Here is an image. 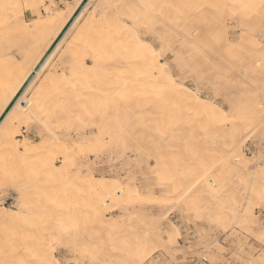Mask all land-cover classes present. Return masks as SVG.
<instances>
[{
    "label": "rangeland",
    "instance_id": "obj_1",
    "mask_svg": "<svg viewBox=\"0 0 264 264\" xmlns=\"http://www.w3.org/2000/svg\"><path fill=\"white\" fill-rule=\"evenodd\" d=\"M5 1H7V0H0V2L2 4V5L0 4V10H1L0 11V20L2 22V23L0 22V30L3 33L2 36L0 35V47H1V49H5V48H2V46L4 47V46L7 45L6 46V50H4L3 52H5V51H7V49H9V48H7L8 46H10V48H11L9 50L13 51V50H16V49L18 50L19 44H20L21 45L20 49H21V47H22V49L25 47L24 48V53H26L27 51L25 52V50H27L26 47L28 48V43H30V41L33 38L36 37L35 34L37 32L35 30H33L34 29L33 27H31L33 24L31 22H29L28 24H30V26H28V28H30V27L31 28L28 29V31L32 30L31 34H32V32L34 33V35L32 34L33 37L31 36V38L29 39V35H25L27 37L26 38L24 35L21 36L20 34H17V33H21V30L23 28L22 25H21V21L23 20L22 19L23 11L30 9L29 4H27V3H30V5H32V3H35V2L31 1L32 2L31 3L30 0H29V2H27L28 0L27 1L25 0V2L27 4V6H26L23 0H11L10 2H12V3L14 1L18 3V4L15 3V6H16V4H17V6L13 7L14 5L12 3H11L12 5H10L8 3L7 5H10V6H7L5 4L6 3ZM34 1H38V2H36V3H38V5L35 4V6H34V8H35L36 5H37V8H35V9L33 8V11H31L33 16H35V19H36L37 15H40V16L44 17V16L47 15L46 13H48V12H60V13L63 12V13H65L63 10H60L62 8V6L66 10V13H68V11H70V9H71V7L67 3H65V0H58L59 4H57L54 0H34ZM40 1H41V3H40ZM104 1H106V0H104ZM111 1L113 2V1H116V0H108V1H106V3L107 2L110 3ZM123 1L124 0L116 1V3L119 6L121 5L120 6L121 8L119 6L117 8V4L115 2H113V5L109 4L110 6L111 5L114 6V3H115V5H116L115 7L117 9L113 10L115 7L111 6V9H110V7L106 6V5H108V3L106 4L104 2L106 4L105 5V4H103V0H102V2L100 0L99 3H98L100 5H98L97 11L99 10L98 12H101V9H104V10H102V12L104 14L109 12L111 15L109 13L107 15H110L111 16L110 18L114 17L117 14V12L119 14H120V12L121 13L124 12L125 13L124 16L123 17L120 16L121 17L120 18L121 19L120 23H123V25L120 24L119 27L121 26V28H122V26H123L124 29L127 28L128 33H129V31H131V29L133 30L132 25L134 23H138L139 22L141 24L142 22H145L144 24L142 23L144 25V27H139V28L136 27L137 29L135 28L137 30V37L139 36L138 38L140 40L148 42L149 44L151 43L153 49L156 50V51H159V54L162 55L161 59L164 60L166 63H168V66L170 67V72L172 73V76L173 77L175 76L174 78L179 83L180 82L181 83L183 82L182 84L185 83L184 86L189 88V89L192 87L191 90L194 93L196 92V95L200 99L203 100V98H204V101H206V102H208V101L211 102V103L214 102V104L217 107H219V109L221 111H223L222 112V114H223L222 115V119H226L227 118V120L226 121H224V120L222 121L221 120L223 123H219V126L215 130V126L213 125L212 121H209V120L206 121V120H203L199 116L190 115L191 112L186 111L184 109L181 110L180 112H175V113H178L177 114L178 116H176V117L178 119H180V121H182L180 123L178 122L177 123L178 126L176 125V127H180V128L186 127L187 129L186 128L185 129L182 128L184 130V132L186 130V133H182V130L180 128L177 129L175 127L176 130H180V134H182L181 137L183 138L182 139L183 142L180 140V138L178 140L176 138H174L172 140H169L168 146H166V150H165L167 153L164 152V155H168V157L166 158L167 160L165 159L166 162H167L165 169H163V168L159 169L158 166L155 167L156 166V164H155L156 162H154L155 160L153 161L152 158L155 157L156 154H154V152H152V151H154L153 148L152 147L149 148L148 145H147V149L146 150L144 149V146H145V144H144L145 142L144 141L142 142L141 140H138L141 143V145H138L137 144L138 143L137 140L133 144L130 143L129 140H127V143H129V144H126V147H124L123 142H121L120 140H118V141L117 140H112L113 142H111L109 140V138L107 137L108 134H106V132H102L100 134L99 131H101L102 129L103 130L105 129L106 124L104 122H105V119H106V117L108 115V111L110 110L109 114L113 118L118 116V113H119V110L116 107L115 108H109L105 104V102H103V104H102V102L100 104H99V101L97 102V100H99V99L101 100V95H102L101 92L99 91L100 89H96V88H100L99 83L101 82L100 80L102 79V76L100 74H101V71H103V69H105V63H104L105 62L104 61L105 60L104 59L105 56L103 58H102V56H103V54L106 55V51L103 50V53L101 55V51L102 50H101V47H100V45L98 43V40H97V39H99V37L98 38L95 37L97 35L95 33V31L99 32L98 28L100 26L102 27V23L103 22H104L103 24H106L105 26L103 25V27H105L106 29H110L112 25L110 26V28H108L109 26L107 27L108 23L106 22V20L103 19L101 21V20H96L95 19V20L92 21L91 20L92 18H89V17H91L92 14L88 15V17L82 22V24L75 29V31L71 35V39L65 44V47H66V45L69 42L76 41L77 44L79 43L77 46L79 47L80 51L78 50V47L75 49V51L76 52L78 51L79 53L75 52V54H77V55H75V57H74L73 53L66 52L65 51V47H64L63 50L57 56V58L55 60L56 63L54 62L53 65H51L48 68L50 71L53 70V69H55V72L58 71V72H56V74H54L55 80L58 79L57 80V85H59V84L63 85V83L65 82L64 83L65 85H63L65 88L71 89L72 87H74L77 90L76 94L79 93L78 94L79 96H80V93L82 92L81 96L80 97L77 96V99H76L75 98L76 97L75 96L76 95L75 92L72 93V95L75 96L74 99H72V100L75 101V99H76L75 102L73 101L75 104H72V105L67 103L68 101H69V103H71L72 100H67V99L68 98L70 99L73 96L72 95L71 96H66V98H65L64 95H63L62 96L64 98L63 100H66L67 102L63 101L62 97H60V99L56 97L55 99H57V100H55V101H57V102H54V103L50 102L49 104L48 103H44V104H48L49 105V107L47 105L48 109L46 108V105L43 107L44 110L41 107L40 108L42 110L39 109L38 108L39 106L35 107L36 109L34 110V117L32 118V124H30V127H27V129H26L25 127H23V125L19 126V129H20L19 131H20V134L22 135V137L18 138V139L19 140L20 139H24L25 141L24 140L23 141L26 143L27 149H30L32 151L31 147H33V150H34V151H32L30 153L31 155L30 154L26 155L24 153V151L22 150L23 148L21 149L22 152H21L20 149H18L17 156H18V152L20 153L19 155H22V156H23V153H24L23 161L26 160L25 163H28V164L25 165V163L22 162V158H21L22 156L21 157L18 156L19 157L18 161L22 162V163L19 162V164L20 165L23 164V166H25V167H22V165L20 166L18 164L17 157L15 159H13L14 158L13 155L16 154V153L13 154L12 152H9V150L8 151L7 150L6 151L2 150V152L3 151L4 152H8L9 155L11 153L13 154V155L11 154L12 157H11V155L9 157L13 159V161H11V162H13L14 164L10 162L9 163L10 165H7V163H5V161H6L7 157H8L7 156L8 153H6V157L3 156V154H5L4 152H3L2 155H0L1 156V159H0L1 160V164H3V166L5 164V166H6L4 168L5 171L3 170L4 173L9 168L11 170V172H10V170H7V171L10 173V175L11 174L13 175L11 177H10L9 173H7V175L6 174L3 175V173L1 172L2 171V167H0V169H1L0 178L3 177L2 178L3 180H1V182H0V224H1L0 227L3 225L2 229L0 228L1 229V231H0V243L1 242L3 243V241L5 242V239H3V237L6 238V236L9 234L8 232L6 234V231L3 230V229H6L7 226H8V228L6 230H9L10 227H11V230L9 232H10L11 235H13V237H11V235L10 236L8 235L9 238H11L10 239L11 243L6 238V240L9 242V244L6 241L7 244H6V247L4 248L5 244L3 243L4 244L3 245L1 243L3 245V247L0 244V248L1 249L8 248V246H10V244L12 245V243H13L12 240L16 241L17 239H19L20 233L23 230H26L27 224L25 225V223L27 222V220H26L27 218H25L23 216V218H25L23 220L22 216L19 215L18 213L21 212L20 214L23 213L24 215H26L27 217L29 216L30 218H31V215H34L33 218H36L38 216V214H37V216H35L36 214L34 212L38 213V211H37L38 210V204H40L41 200H43V196L41 197V200L39 199L40 196H41L40 193L41 194L43 193V191L40 190V189H42L41 185H43L44 191L46 189L48 191L49 188L51 189V188H53V186H55V185H52L53 182H54V184H57L54 181V178H52V177H49V178L48 177H41L42 175H39V178H35L34 179V177H37V175L42 171V169H41V165H43L42 163L46 159L49 158L48 157L49 155L47 153L44 154L45 149H47V147L49 146L50 147V149H48L49 151H52V153H54V154L56 152L55 156L53 154H51L50 152H48L50 155L54 156V157L52 156L53 157L52 160L50 158L48 160L49 161L51 160L50 162H52L54 164V166L58 169V168H61L60 161L63 158V154L64 153H62L63 149H61V148H56L55 149V147L58 144L62 143L61 141H63L65 143V144L64 143L63 144L66 145V146H69L70 144L73 145L74 143H80L83 139L86 140V139L90 138V136H92V134L94 133L95 135L94 134L93 135L97 136L99 138L101 136L105 135L104 140H102L101 143H96V142L93 143L94 141H92V142L90 141L89 144L91 145L90 146L91 148H89V144L86 143L85 146L82 147V150L77 154V156H76L77 158L76 157H75L76 159L74 158L75 160L74 159H70V158L67 159L68 160L67 162L69 164L67 166L68 168H69L70 164L72 162H74V166L75 167L76 166L77 167H80V166L81 167L82 166L85 167V168H83V167L81 168L84 172L89 169V172H91L96 178H108V179H112L113 178V180H116L118 182L120 180L122 182V184H125L127 181H130L132 184L134 183L132 186H136L137 185V188L139 189V191L141 193V198L142 199H140V200H142V201H144L147 198V195H148V197H150V200H152V198H156V200H157V198L160 196V198H158V199H161V198L165 199L166 198V201H167V199H170V196H171V198H173V201L171 199V200H168V201H170L169 203L168 202L162 203L161 201L163 199L157 200V201H155V199H153L154 203H152V201H151L152 204H150V202H149V200L147 198L146 201L148 200L149 203L148 204H142V202L140 200H138L137 204L139 202L140 203L138 205L136 203H134V205L132 206L133 207V211L136 213L137 216H135L136 219H135V217L132 218L133 220H131V221L133 223L131 221H130V223H128L131 228H129V226H126V225H128L127 223L121 224V226L122 225L124 227L126 226V228H124L123 226L122 227H117L116 226V227H111V228H104V227L99 228L96 225L95 226L94 225L93 226L89 225L90 228H88L89 222L86 223V220H85V217H84V216H86L85 213L87 212V207H86L87 205H85V203L87 204L88 201H86L84 198H82V199L85 200V201L83 200L84 202H81L82 200H80V199H79L80 201L76 200V201H78V202H76V201H74L73 199L70 198V195L69 196H65L63 199H58V198L55 199L56 211L53 213V215L55 216L54 224L58 228V230L61 229V230H59L61 232V235L59 237H57V235L54 234V236L56 235L57 238L51 237V239H49L48 242L53 243V245L56 243L54 245L55 247L53 245H51L50 243H49V246L50 247L52 246L53 249H50V251L53 250L52 252H53L54 256L58 259V262H61V264H75V263L76 264H81L80 261H83L82 264H114L115 262H117V264H128V263L129 264H264V232H263L264 231V206H263V204H264V196H262L263 199L259 201L258 200L259 197H257V195H256V194H258L257 192L262 193V195L264 194L263 193V191H264V182L263 181L264 180L263 181L262 180H258L257 184H255V183L252 184L251 181H249L247 179V175H249L248 172L253 173L254 170H257V168L264 170V51H263L264 50V36H263L264 35V3H262V6H261L259 3H261L262 0H259L260 2L256 4V7H258L256 9H253L252 6H250V7L248 6L247 8H245V7H242L240 4H238V5H240L239 6L241 8L240 9L238 7V5L236 4L238 2V0L237 1L236 0L235 1L230 0L231 2L229 0H227L228 2L227 1L224 2L222 0H208L206 3L204 2L206 0H194V1L190 0L191 2L189 0H187L188 2L186 0L185 1L182 0L183 3L178 1V0H174L175 4H173L174 3L173 0L172 1L169 0V2H167V3H166V0H155L157 2L156 3L154 1L155 4L153 3L152 0H149V2H152L151 6H152V9H153V14L155 15L153 18H155V20H148V17L146 16V14L143 13V12L140 13V11H137V8H135L136 9V11L134 10L135 12L134 11L129 12V11H127L126 8H123V7H126V6L122 7V5H123L122 2ZM212 1L213 2L215 1V2L213 3ZM253 1L255 2L256 0H253ZM184 2H185V4H184ZM189 2L192 3V4H190ZM234 2H236V3H234ZM160 3H163V4H160ZM180 3H182V4L180 5ZM174 5H176L177 7L176 6L174 7ZM189 5H190V7H188ZM191 5H194V6L196 5L194 7L195 9L192 10V11H194V13H195V10L202 5L199 9H197L198 10L197 12H201V13H199V14L197 12L195 13L197 15L195 17L196 19L194 18L195 15L192 17V14H194V13H189V11L191 12ZM197 5H199V6L197 7ZM206 5H209V7L206 6ZM257 5H259V6H257ZM100 6L103 7V8H101ZM107 7H108V9L105 10V8H107ZM133 7H135V6H133ZM173 7L176 8V9L178 8V9L174 10V9H172ZM206 7H208V8H206ZM242 8H244V10L247 11V12H245ZM109 9L112 10V12H110ZM119 9H122V10L125 9V11H121ZM200 9H201V11H200ZM95 10H93V11H95ZM180 10H182L183 14H186V15H183V16L181 15L183 21H185V22H183L182 19H180V15L177 14V12H179V14H181ZM184 10L186 12H184ZM239 10H241V11H239ZM175 11H176V13H175ZM128 12L131 13V15L133 17H134L135 14H137V15L140 14L141 16L140 15L139 16L135 15V17L132 18V19L136 20L137 17H138V19H140V20H136V22H135L134 20L131 19V17H129V16H131L130 14H128L129 16L126 15V13H128ZM95 13H94V16L92 15V17L96 16L97 13L96 14ZM80 14H81V16L79 17V20L81 19L82 15H83V12L80 13ZM104 14L102 16H104ZM119 14H117V15H119ZM231 14H233V15H231ZM107 15H105V16H107ZM112 15H114V16H112ZM125 15H126V17H125ZM210 15H212V16H210ZM12 16H13V18H12ZM148 16H149V13H148ZM190 16H191L192 20L190 19ZM200 16H202L201 17L202 19L200 18ZM183 17L185 19L189 18L188 19L189 21H187V23H188L187 25L185 24L186 20H184ZM102 18H104V17H101V19ZM122 18L123 19L126 18V19H124L125 21ZM173 18L176 19L177 23L179 21L184 23L186 25L185 27L188 28V31L190 32V34L191 35L193 34L191 36V38L189 37L190 39L186 38V40L183 43L184 45L181 44V43L179 45L178 42H175V39H179V36H178L179 34L173 35L171 32H169V30H167V28L165 30L166 32H164V34H163L162 29L159 27V24L162 25V26H163V24L170 26V24H172L171 22L176 24V22H175V20H173ZM210 18L215 19V20L212 21V19H211V21H210ZM128 19H130L131 21L130 20L128 21ZM165 20H166V22H165ZM140 21H142V22H140ZM192 21H194V24H190V22L193 23ZM195 21H198V23L195 22ZM214 21H216V22L218 21L219 24L217 23V24L214 25V23H216ZM168 22L170 24H168ZM203 22H205L206 25H204V26H203V24L200 25V23H203ZM239 22H241V24H239ZM99 23H101V24H99ZM195 23L200 25L201 27L197 25V27L194 28L196 26ZM246 23H247V25H246ZM1 24H3L4 26L2 27ZM84 24L87 25V26L84 27ZM210 24H212L213 27ZM137 25H139V24H137ZM172 25H174V24H172ZM190 25H192V26H190ZM18 26L21 27V28H19ZM89 26H91L90 29L87 28ZM128 26H130L131 29ZM206 26H207V28L209 27V29H207ZM214 26H216V27H214ZM95 27H97V29H95ZM115 27L113 28V26H112V28L114 30L111 31V29H112L111 28L110 29L111 33H110V31L107 32V33H109L108 36H109L111 42L113 41V39H115V37L113 35L116 34V33H118V34L120 33V35H121V36L118 35V34L115 35L116 37H118V39H119V36L121 38L124 37L123 36L124 29L122 28L121 30L117 31L118 29L116 30ZM238 27H240L239 28L240 30L237 29ZM7 29H9L10 32ZM19 29H21V30H19ZM151 29H153V30H151ZM217 29H219L218 32L217 31L215 32V30H217ZM198 30H200V31H198ZM206 30L209 31L208 34H207ZM113 31H117V32L114 33ZM121 31L123 32L122 34H121ZM149 31H150V33H149ZM246 31L250 32V33L248 34ZM5 32L9 33V35H7ZM197 32H199V33L197 34ZM240 32H244L246 35L243 34V33L240 34ZM80 33H82V34L85 33V34L82 36ZM125 33H124V35H125ZM159 34H160V38L162 37V39L164 40V42L167 43V45L162 44L159 36H157ZM214 34H216V36H218V35L219 36L216 37ZM206 35H209L210 37H207ZM239 35H240V37H238ZM253 35H255V36H253ZM127 36L128 35L126 33L125 37H127ZM249 36H251V37L253 36V37L251 38ZM2 37H3V39H5V41H3ZM112 37H113V39L111 40ZM23 38H24V42H23ZM211 38H212V40H211ZM239 38H240V40H239ZM17 39H19V40L16 41ZM73 39H75V40H73ZM85 39L87 41L88 46H86L87 45L86 43L83 44V42H85L84 41ZM256 39H257V41H255ZM237 40H238V42H237ZM9 41L12 42V44L9 43L10 44L9 45L7 43ZM15 41H16V43H15ZM179 42H180V40H179ZM241 42L244 43V44L242 45ZM254 42H258V43H255V44H260L261 43V45H259V52H258L261 55L260 54H255L254 52L252 53L250 51L248 52L247 49H245V47L246 48H250V47H247V45L249 46V44H251V43L254 44ZM191 44L193 45L194 48L191 46ZM195 44H196V46L198 44L200 47L195 48ZM13 45H15V47L16 46H18V47L15 48V47H13ZM80 45H83V46H80ZM182 45H183V47H182ZM92 46L93 47L95 46V47L92 48ZM101 46H103V45H101ZM180 46L182 47L181 51L182 52L184 51L185 54H188V53L191 52L189 54L191 56L192 52H195V53L198 52L199 53V55H198L199 57L198 56L194 57L191 60L189 58V55H186L188 57V59L190 60L189 61L187 59V57L184 56L185 55L184 52L183 53L181 52V54L178 53L179 52L178 50H180L179 49ZM228 46H229L230 50H229ZM85 47H90V49L91 50L93 49L94 51H96V53H94L93 50L91 52V50L89 48L86 49ZM104 47L108 48V47H111V46H109V45L107 46L106 45ZM190 47L192 48V50L190 49ZM207 47L209 49H207ZM225 47H227V48H225ZM30 48H32V46ZM231 48H233V49H231ZM22 49L20 51L18 50L19 52H17V53L15 52L16 56L14 57L12 62L7 65V68L4 69V67H2L0 69L2 71L6 70L5 73L7 74L8 73L7 71L13 70V68L16 69V67L18 66V69H17L18 72L17 73H19V71H21L19 64H25L27 61H25L24 59H29L28 58L29 56H31V55L34 56V55H37L39 53V52L36 53L38 50H36V52H35L36 54L34 52H33V54L29 53V55L26 53L28 55V57L27 58L24 57V59H22V61L20 63L19 60H21V58L24 56L23 55L24 53L22 52ZM88 49H89V51H87V53L88 52H90V53L87 54L85 52ZM193 49H196V50H193ZM197 49H199V50H197ZM204 49H206V50H204ZM175 50H176V52H175ZM201 50L203 51V53L201 52ZM208 50H210V51H208ZM0 51H2V50H0ZM12 51H8L7 54H12L13 53ZM187 51H188V53H187ZM3 52H0V55L2 54V56H6L7 54L4 53V55H3ZM21 52L23 53L22 54L23 56H20ZM247 52H248V54H247ZM61 53L62 54L64 53V56ZM249 53L252 54V55H249ZM91 54L96 55L95 57L97 59L95 57H93L94 55L92 56ZM177 54H180V55H177ZM200 54L202 56H200ZM238 54H240V55H238ZM61 55H62V58H60ZM79 55H81V56H83L85 58L84 61H85V63L88 66L92 65L90 70H87V68H85V71L86 70L88 72L90 71L89 73H91V77H88L90 74L87 76V73H85L86 75L84 73H82L81 70H83V69L78 68L79 69L78 72L80 71L79 73H82L81 75L80 74H75L74 72H76V70H73V69L71 70V64L73 63V61L71 59L74 57V58H76V59H74V61L75 60L78 61V58L81 61L82 58L79 57ZM85 55L87 56V58H86ZM10 56H12V55H10ZM240 56H242V57H240ZM89 58H91V59H89ZM100 58L103 61H101V62L98 61ZM177 58H178V60L180 58L181 59L183 58L182 59L183 65H181V66H183L184 68L182 67V70H181L180 66H178V62H180L181 60L178 61ZM61 60H62V62H61ZM194 60H197V61L193 62ZM69 61H72V62H69ZM102 62L104 63V66L100 65V64H102ZM257 62H259V63H257ZM66 63H67V65H66ZM69 63H71V64H69ZM59 64L60 65L62 64V65L60 66ZM216 64L219 65V67L216 66ZM222 64H224V66ZM58 66H59V69H58ZM99 66H101L103 68L100 70L101 67H99ZM190 66L193 67V68H191ZM22 67H23V65L21 66V68ZM178 67L180 69H178ZM92 68H94V69H92ZM186 68L189 71H187ZM190 68H191V70H190ZM56 69H58V70H56ZM66 69H68V71H70L72 74H70V72H68ZM95 69L97 71H95ZM240 69H242V71ZM251 69H253V70H251ZM93 70L95 72H93ZM183 70H185V71H183ZM192 70H194V71H192ZM243 70H245V71H243ZM22 71H23V69H22ZM191 71L194 72L198 77L196 75L193 76L194 73L192 74ZM218 71H219V73H218ZM223 71L224 72L227 71L228 73L226 72V74H224ZM230 71H232V72H230ZM238 71L241 73L240 76H239V72ZM178 72H180V73L178 74ZM187 72L188 73L191 72V73L188 74ZM243 72H244L245 75L242 74ZM214 73H216V75H220L221 78L219 76L214 77L215 76ZM45 74H46V72H45ZM97 74H99V75H97ZM182 74H184L185 76L182 75ZM251 74H252V76H251ZM61 75L64 76V77H62ZM69 75H71L72 77L71 76L69 77ZM73 75L74 76L76 75V79L77 80L75 79V77H73ZM78 75H80V77L84 76V75L85 76L81 77V79H80L78 77ZM178 75H180V78H179ZM86 76L89 78V80H87V81H86L87 78H85ZM210 76H211V79L209 78ZM222 76H224L225 79H223ZM187 77H189V78H187ZM244 77H245V79H244ZM1 78H4V80L1 79ZM1 78H0V81L3 80L4 83H5V81H6L5 77H1ZM60 78H61V80H60ZM95 78L96 79L99 78V82H97L98 84L96 83V85H94V83L96 82ZM214 78H215V80H214ZM239 78L241 80H243L245 83L243 81L241 82V80ZM71 79H72L73 83L71 82ZM83 79H84V81H83ZM90 79H92V83H90V84L89 83H84L85 81L86 82H88V81L91 82ZM183 79H184V81H183ZM226 79H229V80H226ZM55 80H54V82H55ZM102 80L104 82V79H102ZM218 80H219V82H217ZM3 81L1 83H3ZM77 81H79L80 83H78ZM82 82H83V84H81ZM38 83L39 82L37 81V85H38ZM68 84H69V86H68ZM77 84H79L80 87H84V86L85 87L78 89L79 87H78ZM85 84H88V86H90V89ZM82 85H84V86H82ZM0 87H1V85H0ZM194 88L197 91H195ZM82 89H83V91H80ZM84 91H85V93L87 91V93H86L87 96H86V94L84 95ZM94 91L98 93V96H96L97 93H95ZM92 94H95L94 97L96 96L97 100H96V98L94 99ZM82 96H84V98ZM89 96L91 98L87 99V98H89ZM92 97H93V99L95 101H93ZM78 98H81V99H78ZM83 99H85V100H83ZM86 100H90L91 101L90 106L89 105L87 106V104H89V103H86ZM77 101L79 102V105H77L78 104ZM80 101H81L82 104H80ZM83 101L86 103V105H85V103H83ZM60 102L62 103V106H61ZM55 103H60V105L59 104H55ZM116 103H118V102H115L114 105H116ZM52 104L53 105L55 104L54 105L55 107ZM63 104L66 105V106L64 107ZM69 105H71L73 109L71 108V110H70L69 109ZM56 106L57 107H61L60 110L63 111L61 113V115L57 116V114H60L61 111L57 110ZM77 106H78L79 109L77 108ZM66 107H67V110H66ZM83 107H84V109H83ZM86 107H88V109H86ZM49 108H51V110ZM52 108H54V109H52ZM80 108H82V109H80ZM74 109H76L77 111H74ZM64 110H66V111L64 112ZM79 110H82L83 112L79 111ZM84 110H86V111H84ZM43 111H44L45 115H43L44 114L43 113L40 116V113H42ZM71 111H73V113ZM89 112H90V116L88 114ZM187 112L189 114H187ZM37 113H39V114H37ZM49 113H50V115H49ZM68 113L73 114V115L76 114V113H78L77 115L80 114L79 118L81 119V122L78 121L79 118H78L77 115H74L77 118V121H76V118H75V120H73L74 117H72L73 118L72 119L71 118L72 115L69 116ZM86 113H87V116L85 115ZM66 114H67V116H66ZM35 115H36V118H35ZM228 116H229V118H228ZM63 117L66 118V120L63 119ZM67 117H70V118H67ZM83 117H86V120H84ZM237 117L241 118V120L242 119L244 120L243 122L240 120L242 123H245V122L246 123L244 125H242L240 123V121H239V118L237 120ZM34 118L37 119V120H35ZM51 118H52V120H51ZM53 118H55V119H53ZM87 118H89V119L87 120ZM233 118H236V119H233ZM229 119H231L232 122ZM38 120L40 122H41V120H43V122L40 123ZM45 120H48L49 123H50V121H52L53 123H51V125L50 124L48 125L47 124L48 121L45 122ZM54 120H55V122H54ZM58 120H61V121H58ZM130 120H131V122H134L133 118L130 119ZM63 121L65 122L64 126H62L64 124ZM184 121L186 122L185 124H184ZM227 121H228V123H227ZM35 122L37 124L38 123H40V124L36 125ZM69 122H70V125H69ZM73 122L79 124L78 127L79 126L81 127V125H83V127H81L82 129L80 127L79 128L76 127V131H74L76 124L74 125ZM87 122H89V123H87ZM233 122H235V123L233 124ZM42 123H44V124L46 123L48 125V127H49V130H47L48 127L46 126V124L42 125ZM237 123L242 125L241 127L244 128L243 130H245V128L247 127L246 128V132L242 130L244 132L243 133L241 131L242 128ZM58 124H59V127H58ZM60 124H62L61 125L62 128H61ZM85 124L87 126H85ZM180 124H182V125L184 124V125L182 126ZM232 124H233V127L238 129V131L240 130L239 131L240 133H238L237 139H235L233 141V143L236 142L235 145H238L237 143H239V141L240 142L244 141L243 145L241 146V149H240V153H243V154L239 153L240 155H243V156H240V158L242 157L241 161H240L241 163L239 162L238 164L235 163V161H233L234 159L232 158V154L233 153L231 152L232 151L231 149H233V147H231V146H234V145H226V143H228V140H229L228 139L229 130L231 129ZM42 126H44V127H42ZM45 126L47 128H45ZM55 126H57L58 128L55 127ZM228 126H230V127L228 128ZM51 127H53V129H55V131L54 130L52 131ZM64 127H65V129H64ZM67 127H68V129H66ZM88 127H90V128H88ZM130 129H132V127H130ZM173 129H174V127H173ZM226 129L228 131V134H226L227 133ZM23 131H24V133H23ZM80 131H82V132H80ZM33 132H34L35 136H29ZM40 132H41V134H40ZM223 132H224V134L226 136L225 135L224 136H220ZM73 133L74 134L77 133V134L74 135ZM49 134H51V135H49ZM82 134H83L82 138H79ZM55 135L56 136L58 135L57 138H56ZM86 136H88V138ZM126 136H128V135H126ZM41 137H43V139ZM54 137H55L57 143L54 141L55 140ZM93 137H91V139ZM163 137L166 138L167 136H163ZM50 139H51V141H50ZM71 139H73V140H71ZM80 139H81V141H80ZM131 140H132V138L130 139V141ZM27 141H30V142H27ZM45 141H48V142H45ZM58 141L60 143H58ZM67 141H69L70 143L67 142ZM98 141H99V139H98ZM103 141H104V143H103ZM108 141H109V143H107ZM133 141H134V139H133ZM133 141H131V142H133ZM52 142H53V145L55 146L54 147V151L55 152L53 151ZM117 142H118V144L116 145ZM208 142L210 144H208ZM112 143L116 147L112 146L111 145ZM33 144H34V146H33ZM200 144H202V145H200ZM50 145L52 146V148H51ZM134 145L135 146L137 145V147L139 146V148L143 145L142 147H143V149L145 151H142V149L140 150V149H138L136 147L139 150L138 151L135 148ZM131 146L133 147V149H135V151L129 150V149H132ZM34 147L36 148V153H35V148ZM41 147H44V148L46 147L44 149V152H42L45 156L43 154H39L42 151V149H41V151H39ZM121 147H122V149H121ZM230 147H231V149H230ZM37 148L39 149L38 151H37ZM58 149H60V150H58ZM229 150H231V151L229 152ZM46 152H47V150H46ZM37 153L39 155V158L37 157L38 155H35ZM83 154H87V155H83ZM118 154H121V155H118ZM32 155L33 156L35 155L36 159L37 158L40 159L39 161L42 160L40 158V155H43V157H45V159L43 161H41L40 163H37L38 160L36 161L35 158H32L33 157ZM117 155L119 157L121 156L122 158L120 157V159H119V157ZM174 155H175V158H174ZM2 156L4 157L3 158L4 161L2 159ZM14 156H16V155H14ZM209 156L212 158V160H209V159H211ZM27 157H28V160L26 159ZM244 157H245V159L246 158L247 159L250 158L252 160L251 163H250V159H249V162H247L248 160H245ZM10 158H8V161H9ZM116 158H117V160H116ZM189 158L191 159L190 161H189ZM203 158L204 159L207 158V160L205 159L204 163H203V161H201L202 163L198 162L199 160H204ZM228 158H230V161H231L230 163H228L229 162ZM30 159H31V161H30ZM80 159H82V160H80ZM153 159H157V158L155 157ZM196 159H197V161H196ZM14 160H15V162H14ZM69 160H71V162ZM79 160H80V162H79ZM138 160H139V162L137 163ZM181 160H182V162H181ZM257 160H259V161H257ZM8 161H6V162H8ZM35 161H36L37 164L35 163ZM183 161H185L186 163H184ZM187 161H188V163H187ZM193 161H195L196 164H199V165H200V163H201V165H203V164L206 165V163H207V165H208V163H210V165H212V167H210L211 170L209 171V172H212V174L209 173V172L207 174L209 175V177H211V179H214V178L216 179L217 178L216 179L217 182L220 183V186H222L223 187L222 189H224V191L222 190V193L220 192L221 191L220 190L218 192H215V194L217 193L216 195H218V196L214 197L213 195H215V194L212 195V193L211 194L209 193L211 196L208 194V197H207V194L205 193L206 195H202L201 194L202 196L200 197L197 193L203 188V187H200V186H203L204 184L203 185L201 184L200 186H198L195 189V191L192 190L193 194H192V192L190 193V195L187 194L188 195V199L189 198H193V199L187 200L186 199L187 195L185 197L184 196L181 197L180 200L176 198V200L178 202L180 201L179 203L174 199V196L170 194L171 190H167L166 193H165L166 195L159 193L160 188H161V186L163 184L166 187L167 181H170L171 178H172V180H173V178H176L175 175H172L174 177L170 176L171 178H169V180H168V177H169L168 173L176 174V176L179 175L176 179L179 180V181H181V180L183 181L185 179V177H186V175H185L184 179H182V177L184 175L183 173L186 171V168H187L186 172L190 171V169L192 170V167L195 165L194 164L195 162L192 163ZM209 161H211L212 163L215 162L217 165H213ZM243 161L245 163L242 164ZM262 161H263V163H260ZM2 162H4V163H2ZM29 162L30 163L32 162L31 165L33 167H35V168H32V166L30 165V167L32 168V169L29 168L30 171L35 169V173H33V174L37 173L36 175H32L31 174L32 172L27 174V175L25 174V173L29 172L27 170V168H28L27 166L30 164ZM75 162H77L76 165H75ZM131 162H133V163H131ZM135 162H136V164H135ZM83 163H84V165H82ZM141 163H142V166H139V164L141 165ZM182 163H183V165H182ZM254 163H255V165H254ZM147 164H149V166L151 168H153V169L156 168L154 171L155 172L157 171V172L155 173L154 171H152V169ZM244 164H247L248 166L247 165L244 166ZM78 165H80V166H78ZM199 165H197V166L195 165L196 169H193V170H196V171L198 170L201 173L204 172L205 169L207 168V165L203 166L204 169H202L201 168L202 166L200 167ZM241 165H243V168H242ZM133 166H134V168H133ZM215 166H217V167H215ZM195 167H193V168H195ZM218 167H219V169H218ZM244 167L246 168V171L244 170L245 169ZM13 168L14 169H16V168L18 169V170L17 169L15 170L16 174L13 173V171H14ZM188 168H190V169L188 170ZM69 169H73V166H71V168H69ZM111 169H113V170H111ZM182 169H184V170H182ZM181 170L183 171L182 174H181ZM212 170H214V171H212ZM162 171L164 172L165 176L162 173ZM198 171L195 174L198 173L197 175H199ZM1 173H2V175H1ZM157 173H159V176H158ZM222 173H224L223 174L224 176L222 175ZM30 174H31V177H30ZM149 174H151L152 176L149 175ZM156 174H157V176H156ZM188 174H191V173H188ZM236 174H237V176H236ZM25 176H28V177H25ZM128 176H130V177H128ZM132 176H134V177H132ZM156 177L160 181H157ZM161 177H162V179H160ZM165 177H167V178H165ZM192 177H193V175H192ZM24 178L25 179L29 178V181L27 179L25 180ZM36 179H38V183H37ZM46 179H47V181H46ZM48 179L50 180V182H52V183H50L52 187L49 186L50 184H48L49 183ZM122 179H123V181H122ZM135 179H136V181H135ZM163 179H165V180H163ZM143 180H144V183H143ZM220 180H221V182H220ZM40 181H41V183H43V182L44 183L40 185L41 187H36V186H39L38 184H39ZM260 181H262V182H260ZM22 182L25 183V184H23ZM30 183H31V186H30ZM259 184H262V185H259ZM21 185H23V186H21ZM45 185H46V188H45ZM6 187L9 190L8 189L6 190ZM18 187H19V189H18ZM34 188H37V189L40 188V189L32 190ZM150 189H152V191H149ZM145 190L148 191V194H147V192ZM35 191H36V194H35ZM30 192H33L35 195H33V193H30ZM223 192H226V194L223 193ZM44 193H43V195H44ZM158 193L160 195H157ZM249 193H252V195L249 194ZM27 194H28V196H27ZM29 194H30V196H29ZM59 194L63 195L61 193H59ZM64 194L67 195L66 193H64ZM144 194H146V195H144ZM244 194H245V196H244ZM153 195H155L156 197H154ZM192 195H193V197H192ZM221 196L224 197V199ZM225 196H227V197H225ZM249 196H251V198ZM198 197H200V198H198ZM211 197L213 198V200H211L212 199ZM219 197L222 198V199H220ZM182 198L185 199V200H183ZM196 198H198V200H196ZM209 198H211V199H209ZM146 201H145V203H147ZM163 201H165V200H163ZM184 201H185V204L183 203ZM194 201L196 202V204H195ZM212 201H214V202H212ZM2 202H4V203H2ZM59 202H63V205L62 206L59 205ZM186 202H187V204H186ZM155 203L156 204L158 203V204L156 205ZM173 203H175V205H173L174 207L172 206ZM197 203H199V204H197ZM211 203H212L211 207H213V208L210 207ZM1 204H2V206H1ZM140 204H142V205H140ZM162 204H163V206H165V207L167 206L170 209L168 208L169 210H167V207L166 208L163 207V209H161L162 208L161 207ZM183 205H185V206H183ZM187 205H188V208H187ZM140 206L143 207V208H141ZM197 206L199 207V210L201 208H204L203 211H202V209L200 210L202 213L199 212V210L197 209L198 208ZM202 206H205V207H202ZM184 207H185V209H184ZM2 208L3 209H7L9 212H6ZM20 208H22V209H20ZM189 208L192 209V210H188ZM145 209H146V211L144 212L143 210H145ZM23 210H25V212ZM163 210H165V211H163ZM166 210H167L168 213H166ZM185 210H187L188 212L185 211ZM208 210H210V211H208ZM193 211L195 213H190L191 215H188L189 212H193ZM220 211H224V212L221 213ZM203 212H204V214H203ZM244 212H246V215L247 214L249 215V213H250V215L246 216L244 214ZM25 213H28V214H25ZM196 213H197V215H196ZM205 213H206V215H205ZM4 214L6 215V217H5ZM17 214H18V216H17ZM217 214L221 215V218L222 219L224 218L223 219L224 221L222 219H220V216L218 218ZM229 214H230V217H229ZM164 215L166 216L164 219L161 220V218H159L160 219L159 221L153 222L154 224L152 223V221L158 219L157 217H160V216L164 217ZM203 215H205V216H203ZM216 215H217V217H216ZM232 215H234V218H232L233 217ZM142 216H144V217H142ZM199 216H200V218H199ZM211 216H212V218H211ZM213 216H215L216 218L213 217ZM237 216H238V218H237ZM239 216H241L240 219H239ZM17 217H18V219H17ZM105 217H106V219H107V217H108V219H110V217L111 218H117L119 216H118L117 213H112V214L107 213V216H105ZM146 217H148V218H146ZM154 217H156V218L154 219ZM13 218L14 219L16 218V222H18V223L22 222V224L21 223L18 224L16 222H13V221H15ZM143 218H144V220L142 222ZM210 218H211L212 221H209ZM229 218L231 219L232 222L235 219L234 220V225H233V223L231 221L228 222ZM241 218L244 219V220L246 219L245 220L246 224H243V225L240 226L239 224H241V222L244 221V220L241 221L242 220ZM7 219H8V221H7ZM10 219H12V220H10ZM19 219H20V221H19ZM137 219L141 220V221H138ZM146 219H150V220L152 219V220H151V222H150V220L148 222V220L146 221ZM218 219L221 221V224H218V223H220ZM248 219H249V221L253 220V219L254 220H253V222L250 221V223H249ZM225 220H226V223H225ZM9 221H10V223H8ZM217 221H218V223H217ZM237 221H239V222H237ZM11 222L13 224H15V225H12ZM138 222H141L143 224H140V226H139L137 224ZM169 222H170L171 225L169 224ZM227 222H228V224H230L229 226H227L228 225ZM251 222L253 223V225H251L252 224ZM144 223H145V225L147 224L146 226L148 227L147 228L148 230L146 229V226H144ZM210 223H211V226H209ZM222 223H223V226H221ZM23 224L25 225V227L23 226ZM148 224L150 226L152 225L153 227L152 226L150 227ZM5 225H6V227H5ZM141 226H143V227H141ZM225 226L227 227V229L224 230L223 227H225ZM23 227L25 229H23ZM132 227L133 228L136 227V228L133 229ZM143 228L146 229L147 231H150V230H153L154 228H157L159 233H163V232L166 233L167 232L166 234H169V235H172V236H174V233L177 230V233L179 234V240H176V242L171 244L169 246V248H168V246H166L165 247L166 250H165V248L163 250L164 253H163L162 250H160V247H158L155 243H153V244H151L149 246V250L151 251V253L148 254L146 258L144 256L145 259L143 258L142 260H139V261L135 259L132 262L127 259L128 261L127 260L125 261L126 257L128 258V254H129L128 250H127V247L122 245L121 243L116 245V247H115V246H113L112 242L113 241L115 242L116 240H122L123 242H127V241L130 240L131 241L130 243H132L134 238H137V237H138L137 239L141 240V238H142L141 235L142 234L145 235V231H146ZM174 228H175V231H173ZM13 230H14V232L16 231L15 232L16 234L18 232V234L17 235L14 234V232H12ZM136 230L139 231V232L137 233ZM4 231H5V233H4ZM135 231H136V233H135ZM142 232H144V233H142ZM3 233L6 236L3 235ZM137 235H140V236H137ZM53 238L55 239L54 241H56L55 243H54V241H52ZM2 239H3V241H2ZM106 241L108 242V244H107ZM108 246H110V249L107 250ZM111 246H113V247H111ZM161 249H163V248H161ZM170 250H171V252H170ZM82 252H84V253H82ZM98 252H100V253H98ZM122 257H124V258H122ZM110 259L111 260L114 259L115 261L114 260L111 261ZM119 260H122V261L120 263H118ZM112 262H114V263H112Z\"/></svg>",
    "mask_w": 264,
    "mask_h": 264
},
{
    "label": "bare ground",
    "instance_id": "obj_2",
    "mask_svg": "<svg viewBox=\"0 0 264 264\" xmlns=\"http://www.w3.org/2000/svg\"><path fill=\"white\" fill-rule=\"evenodd\" d=\"M11 0H7V1H5L6 3V5L9 3L10 5H14L13 7H16L17 6V2H10ZM24 1V3H25V5L27 6V4H29V7H30V11H33V8H34V6H35V4H37L38 5V3H36V2H38V1H34V0H30V2L31 1H33V2H35V3H32V5H30V3H27L26 4V2H25V0H23ZM27 1V0H26ZM81 1V0H80ZM91 1V0H90ZM106 1H108V0H106ZM106 1H104L103 0V4H105L106 3ZM116 1H118V0H116ZM116 1H113V2H115L116 3ZM119 1H121V0H119ZM131 1V2H130ZM153 1V3H154V1L155 0H152ZM172 1V0H171ZM178 1H180V2H182L183 3V1H185V0H178ZM187 1V0H186ZM190 1V0H189ZM192 1V0H191ZM190 1V2H191ZM194 1V0H193ZM208 0H206V1H204L205 3L207 2ZM222 1H227V0H222ZM230 1V0H229ZM233 1H235V0H233ZM232 1V2H233ZM237 1V0H236ZM257 1V2H256ZM255 2L253 1V0H238V2L236 3V2H234V3H236L237 5L238 4H240L242 7H245V8H247L248 6L250 7V6H252L253 7V9H256V8H258V7H256V4L257 3H259L260 1L259 0H256ZM4 2V1H3ZM27 2H29V0L27 1ZM101 2H102V0H101ZM105 2V3H104ZM112 2V1H111ZM109 3V2H107L108 3V5H106V6H108V7H110V9H111V6L113 5V2L112 3ZM156 2V1H155ZM167 2H169V0H166V3ZM173 2H174V0H173ZM188 2V1H187ZM189 2V3H190ZM213 2V1H212ZM215 2V1H214ZM213 2V3H214ZM228 2V1H227ZM231 2V1H230ZM241 2V3H240ZM12 3V4H11ZM15 3H17L16 4V6H15ZM23 3V2H22ZM40 3H41V1H40ZM76 3V2H75ZM115 3H114V6H112V7H115L116 5H115ZM121 3V2H120ZM123 5H122V7L123 6H126V7H123V8H126L127 9V11H129V12H132V11H136V9L135 8H137V11H140V13L141 12H143V13H145L146 14V16L148 17V20H155V18H153L155 15L153 14V9H152V6H151V3L152 2H149V0H124L123 2ZM121 3V4H122ZM157 3V2H156ZM182 3H180V5L182 4ZM217 3V2H216ZM262 3H264V1L262 0L261 1V3H259L261 6H262ZM0 4H1V2H0ZM78 4H79V2L75 5V7L73 8V9H70V11H68V13H63V12H48V13H46L47 15L46 16H44V17H42V16H40V15H37V17H36V19L35 20H30V21H32L31 23L33 24L31 27H33L34 29L33 30H35L34 32L36 33L35 35H36V37L35 38H33L31 41H30V43H28V48L26 47V49L27 50H25V52L29 55V53H32L33 54V52L35 53L36 52V50H38L36 53H38L37 55H31V56H29L28 57V55L26 54V53H24V48L22 49V47H21V49H22V52L24 53H22L21 52V54H20V56H23L22 58H21V60H19L20 61V63H21V61H22V59H24V57H28L29 59H24L25 61H27L25 64H19L20 65V70L21 71H19V73H17L18 72V66L16 67V69H14L13 68V70H9V71H7L8 73L6 74L5 73V71L6 70H4V71H2L1 69H0V78L1 77H5V83H4V78H1V79H3L2 81H3V83H1L2 81H0V85H1V87H0V117H1V115L3 114V112L5 111V109L9 106V104L11 103V101L15 98V96L18 94V92L21 90V88L24 86V84H25V82L28 80V78H30L31 76V74L34 72V70H35V68L40 64V62H41V60H42V58H43V56L45 55V53L47 52V50L50 48V46L53 44V42L56 40V38L59 36V34L61 33V31L63 30V28L65 27V26H67L66 24H68V22H69V20H70V18H71V16H73L72 14H73V12H74V10L76 9V7L78 6ZM109 4H112L111 6L109 5ZM117 4V3H116ZM155 4V3H154ZM160 4H163V3H160ZM173 4H175V2L173 3ZM177 4V3H176ZM184 4H185V2H184ZM190 4H192V3H190ZM200 4V3H199ZM255 4V5H254ZM2 5V4H1ZM10 5H7V6H10ZM37 5H36V7L35 8H37ZM82 5V4H81ZM98 5H100V4H98ZM97 5V6H98ZM135 6V7H133V6ZM153 5V4H152ZM157 5V4H156ZM168 5V4H167ZM188 5V4H187ZM186 5V6H187ZM216 5V4H215ZM240 5H238V7L240 6ZM40 6V5H39ZM72 6V5H71ZM97 6H96V9H97ZM118 4H117V8H118ZM121 6V5H120ZM119 6V7H120ZM158 6V5H157ZM176 5H174V7H175ZM196 6V5H195ZM194 5H191V12L189 11V13H194V11H192L193 9H195L194 7H195ZM199 5H197V7H198ZM202 6V5H201ZM200 6V7H201ZM204 6V5H203ZM206 6H208L209 7V5H206ZM257 6H259V5H257ZM101 7V6H100ZM105 7V6H104ZM108 7L107 8H105V10L106 9H108ZM166 7V6H165ZM172 8V9H176V8ZM177 7V6H176ZM188 7H190V5L188 6ZM199 7V8H200ZM208 7H206V8H208ZM34 8V9H35ZM83 8V7H82ZM101 8H103V7H101ZM116 7L113 9V10H115V9H117ZM121 8V7H120ZM134 8V9H133ZM157 8V7H156ZM187 8V7H186ZM199 8H197V9H199ZM205 8V7H204ZM229 8V7H228ZM240 8V7H239ZM68 9V8H67ZM109 9V10H110ZM166 9V8H165ZM178 9V8H177ZM176 9V10H177ZM180 9V8H179ZM190 9V8H189ZM195 10V13L198 11V10ZM241 9V8H240ZM243 10H244V8H242ZM50 10V9H49ZM69 10V9H68ZM86 10V9H85ZM95 10V9H94ZM102 10H104V9H101V12H102ZM108 10V11H109ZM119 10H121V11H125V9H119ZM118 10V11H119ZM173 10V11H174ZM1 11V10H0ZM5 11V10H4ZM93 11V10H92ZM99 11V10H98ZM98 11L97 10H95V11H93L92 13H90V14H92L93 16H94V13L96 12V13H98ZM134 11V12H135ZM172 11V12H173ZM181 12V14H179V12H177V14L178 15H180V19H182V17H181V15L183 16V15H186V14H183L182 13V10H180ZM200 11H201V9H200ZM239 11H241V10H239ZM245 11V10H244ZM83 12V11H82ZM81 12V13H82ZM110 12H112V10H110ZM126 13V15H128V14H130L131 15V13ZM184 12H186L185 10H184ZM203 12V11H202ZM208 12V11H207ZM243 12V11H242ZM245 12H247V11H245ZM3 13V12H2ZM95 13V14H96ZM103 13V12H102ZM109 12H107V13H103L104 14V16H99L100 15V13H98L99 15H98V19H96V20H99V17H104V18H102L101 19V21L104 19V20H106V22L108 23L107 24V27L108 28H110V26L112 25L113 26V28L115 27V29L117 30V31H119V30H121L122 28H123V26H122V28H121V26L119 27V25L120 24H122L123 25V23H120V18L121 17H123L124 16V12H120V14L117 12V14H119V15H112V16H114V17H112V18H110L111 16V14L110 15H107ZM148 13H149V16H148ZM157 13V12H156ZM175 13H176V11H175ZM192 14V17L194 16V18L197 16L196 14ZM198 14L199 13H201V12H197ZM89 14V15H90ZM102 14V15H103ZM135 14V13H134ZM203 14V13H202ZM245 14V13H244ZM92 15H91V17H89V18H92L91 20L93 21V20H95V17H92ZM105 15H107V16H105ZM126 15H125V17H126ZM135 15H137V14H135ZM135 15H134V17H135ZM140 14H138L137 16H139ZM153 15V16H152ZM188 15V14H187ZM231 15H233V14H231ZM238 15V14H237ZM14 16V15H13ZM13 16H12V18H13ZM81 16V14H80V12H79V14H78V16L75 18V20H74V22L72 23V25H71V28H68L69 30H68V32L69 31H71V29L73 28V26L74 25H76V23L79 21V17ZM121 16V17H120ZM129 16V15H128ZM141 16V15H140ZM143 16V15H142ZM159 16V15H158ZM203 16V15H202ZM202 16H200V18L202 17ZM208 16V15H207ZM210 16H212V15H210ZM209 16V17H210ZM129 17H131V19L132 18H134L132 15L131 16H129ZM128 17V18H129ZM160 17V16H159ZM165 17V16H164ZM176 17V16H175ZM174 17V18H175ZM246 17V16H245ZM88 18V19H89ZM94 18V19H93ZM140 18V17H139ZM173 18V20H175V22H176V24L175 23H173V22H171L172 24H174V25H172V24H170L169 22H168V24H170V26L169 25H164L163 24V26L162 25H160L159 24V27L162 29V31H163V34H164V32H166L165 30H166V28H167V30H169V32H171L173 35H175V34H179L178 36H179V39H175V42H178L179 43V45H180V43L181 44H183L184 43V41L186 40V38H191V36L193 35H191L190 34V32L188 31V28L187 27H185L188 23H187V21H189L188 19H185L184 17V20H186V25L184 24V23H182L181 21H179L178 23H177V21H176V19H174ZM213 18V17H212ZM212 18H210V21H211V19ZM17 19V18H16ZM109 19V20H108ZM123 19V18H122ZM124 19H126V18H124ZM123 19V20H124ZM142 19V18H141ZM161 19V18H160ZM159 19V20H160ZM190 19H191V16H190ZM196 19V18H195ZM202 19V18H201ZM209 19V18H208ZM130 19H128V21H129ZM132 20H134L135 22H136V20H140V19H138V17H137V19L135 20V19H132ZM145 20V19H144ZM169 20V19H168ZM192 20V19H191ZM194 20V19H193ZM213 20H215V19H212V21ZM18 21V20H17ZM29 21V22H30ZM90 21V20H89ZM91 21V22H92ZM100 21V22H101ZM125 21V20H124ZM127 21V20H126ZM131 21V20H130ZM182 21H183V19H182ZM200 21V20H199ZM203 21V20H202ZM0 22H1V20H0ZM9 22V21H8ZM28 22V23H29ZM138 22V21H137ZM140 22H142V21H140ZM159 22V21H158ZM165 22H166V20H165ZM183 22H185V21H183ZM193 23H191L190 22V24H194V21H192ZM195 22H197L198 23V21H195ZM207 22V21H206ZM214 22H216V21H214ZM2 23V22H1ZM19 23V22H18ZM27 22H25L24 20H22L21 21V25H22V30L21 29H19V30H21V33H17V34H20L21 36H25V35H29V39L31 38V36L33 37V35H34V33L32 32V34H31V31L32 30H30V31H28V29H30V28H28V26H30V24H28ZM104 23V22H103ZM102 23V27L100 26L98 29H99V32H96L95 30V33L97 34L95 37H99V39H97L98 40V43H99V45H100V47H101V55H102V53H103V50L104 51H106V55L105 54H103V56H102V58L104 57V63H105V69H103V71H101V76H102V79H104V82H103V80L101 79L100 81V83H99V85H100V88H96V89H100L99 91L101 92V100L99 99V100H97V98H96V96H98V93L97 92H95V93H97V95L94 97V95L95 94H92V96L94 97V99L96 98V100H97V102L99 101V104L102 102V104H103V102H105V104L109 107V108H117L118 110H119V113H118V116H116L115 118H113L110 114H109V111H108V115H107V117H106V119H105V124H106V126H105V129L103 130H101V131H99V133L101 134L102 132H106V134H108V138H109V140L111 141V142H113L112 140H120L121 142H123V144H124V147H126V144H129V143H127V140H129V142L130 143H135V141L137 140H141L142 142L144 141L145 143V146H144V149L146 150L147 149V145H148V147L150 148V147H152L153 148V150L154 151H152V152H154V154H156L155 155V157L157 158V159H153V158H155V157H153L152 158V160L154 161V162H156L155 164H156V166L155 167H159V169H161V168H163V169H165L166 168V158L168 157V155H164V152H166L165 150H166V146H168V142H169V140H172V139H174V138H176L177 140L180 138V140L183 142V138L181 137V135L182 134H180V130H176L175 129V127H176V125H177V123L179 122H182V121H180V119H178L176 116H178L177 114L178 113H175V112H180L181 110H186V111H189V112H191V114L190 115H195V116H199V117H201L203 120H206V121H212L213 122V125L215 126V130L217 129V127L219 126V123H223L222 121L224 120V121H226L227 120V118L226 119H222V112L223 111H221L220 109H219V107H217L215 104H214V102L213 103H211V102H206V101H204V98H203V100L202 99H200L197 95H196V92L194 93L192 90H191V88L189 89V88H187V87H185L184 85H185V83L184 84H182L181 82L179 83L173 76H172V73L170 72V67L168 66V63H166L164 60H162L161 59V57H162V55L161 54H159V51H156V50H154L153 49V47H152V44L150 45L148 42H145V41H143V40H140L138 37H137V28H139V27H144V23L145 22H142L141 24L138 22V23H132L133 25H132V27H133V30L131 29V27L130 26H128V27H130V29H131V31H129V33H128V30H127V28H123L124 29V33L126 32L127 33V37H125V35H126V33H125V35H124V33L121 31V34L123 33V36L124 37H120L121 35H120V33L118 34V33H116V34H114L113 36L115 37V39H113V37L111 38V40L113 39V41L111 42L110 41V38H109V36H108V34L109 33H107V32H109L110 31V29L112 28V26H111V28L110 29H106L105 27H103V25L105 26L106 24H103ZM127 23V22H126ZM160 23V22H159ZM180 23V24H179ZM209 23V22H208ZM218 23V21L216 22V23H214V25L215 24H217ZM86 24V23H85ZM84 24V27L85 26H87V25H85ZM97 24V23H96ZM99 24H101V23H99ZM137 24H139V25H137ZM147 24V23H146ZM153 24V23H152ZM196 24V23H195ZM201 24H203V26L204 25H206V23L205 22H203V23H200V25ZM219 24V23H218ZM239 24H241V22H239ZM2 25V27L4 26L3 24H1ZM19 25V24H18ZM20 25V26H21ZM91 25V24H90ZM197 25L198 24H196V26L194 27V28H196L197 27ZM200 25H198V26H200ZM211 26H212V24H210ZM223 25V24H222ZM246 25H247V23H246ZM17 26V25H16ZM152 26V25H151ZM156 26V25H155ZM167 26V27H166ZM190 26H192V25H190ZM210 26V27H211ZM218 26V25H217ZM221 26V25H220ZM238 26V25H237ZM9 27V26H8ZM19 27V26H18ZM75 27V26H74ZM90 27L91 26H89V27H87L88 29H90ZM98 27V26H97ZM97 27H95V29H97ZM118 27V28H117ZM125 27V26H124ZM137 27V28H136ZM201 27V26H200ZM213 27V26H212ZM214 27H216V26H214ZM246 27V26H245ZM250 27V26H249ZM11 28V27H10ZM19 28H21V27H19ZM105 28V29H104ZM111 29V31L112 30H114V29ZM136 28V29H135ZM153 28V27H152ZM206 28H207V26H206ZM235 28V27H234ZM240 27H238L237 29H239ZM251 28V27H250ZM17 29V28H16ZM82 29V28H81ZM135 29V30H134ZM150 29V28H149ZM190 29V28H189ZM207 29H209V27L207 28ZM216 29V28H215ZM222 29V28H221ZM243 29V28H242ZM8 31H9V29H7ZM79 30V29H78ZM151 30H153V29H151ZM195 30V29H194ZM218 30L219 29H217V30H215V32L217 31L218 32ZM240 30V29H239ZM244 30V29H243ZM247 30V29H246ZM1 31V30H0ZM4 31V30H3ZM6 31V30H5ZM111 31H110V33H111ZM117 31H113L114 33L115 32H117ZM136 31V32H135ZM198 31H200V30H198ZM207 31V30H206ZM7 32V31H6ZM5 32V33H6ZM10 32V31H9ZM17 32V31H16ZM68 32L66 33V34H64V37L63 38H61L60 39V41L58 42V44L55 46V48L53 49V51L50 53V55L48 56V58L44 61V63L42 64V66L40 67V69L37 71V73L35 74V76H34V78H32V82H30V84L25 88V90L23 91V93L19 96V98L17 99V101L14 103V105L12 106V108L10 109V111L7 113V115L5 116V118L3 119V121L0 123V155H2L3 154V152H2V150H9V152H12L13 154L14 153H16V154H14V155H16V156H14L12 153V155H13V159H15L16 157H17V161H18V159H19V157H21L22 155H19L20 153L18 152V156H17V151H18V149H22L23 151H24V153L26 154V155H28V154H30L32 151H34L33 150V147H31V149H32V151L30 150V149H27V145H26V143L24 142L25 140L24 139H18V138H21L22 137V135L20 134V129H19V126L20 125H23V127H25L26 129H27V127H30V124H32V118L34 117V110L36 109L35 107H38L39 109H43V107L46 105V108H47V105L50 103V102H57V101H55V100H57V99H55L56 97L57 98H59L60 99V97H62L63 95H64V97L66 98V96H71L72 95V93H74L75 92V94H76V88H74V87H72L71 89H67V88H65L63 85H65L64 83H63V85H57V80H55V77H54V74H56V72H58V71H56L55 72V69H53V70H49V69H47V71H46V74L45 75H42V73H43V71L47 68V66L49 65V63H50V61H51V59L54 57V55L56 54V52H58V50H59V47H60V45L63 43V41H64V38H66V36H67V34H68ZM80 32V31H79ZM146 32V31H145ZM208 32L209 31H207V34H208ZM247 32V31H246ZM30 33V34H29ZM149 33H150V31H149ZM148 33V34H149ZM170 33V34H171ZM199 32H197V34H198ZM241 33H243V34H245L244 32H240V34ZM248 34L250 33V32H247ZM2 31L0 32V35L2 36ZM7 35H9V33H6ZM5 34V35H6ZM82 36L85 34H82V33H80ZM113 34V33H112ZM120 35L119 36V39H118V37H116L115 35ZM215 36H216V34H214ZM218 35V34H217ZM238 35V34H237ZM246 35V34H245ZM13 36V35H12ZM157 36H159V38H160V34L159 35H157ZM198 36V35H197ZM207 37H210L209 35H206ZM219 36V35H218ZM218 36H216V37H218ZM253 36H255V35H253ZM252 36V37H253ZM264 36V35H263ZM26 37V36H25ZM74 37V36H73ZM196 37V36H195ZM213 37V36H212ZM238 37H240V35L238 36ZM249 37H251V36H249ZM251 37V38H252ZM27 38V37H26ZM82 38V37H81ZM189 38V39H190ZM197 38V37H196ZM256 38V37H255ZM2 39H3V37H2ZM71 39V38H70ZM242 39V38H241ZM11 40V39H10ZM19 39H17L16 41H18ZM73 40H75V39H73ZM160 40H161V42H162V44H165V45H167V43L166 42H164V40L162 39V37L160 38ZM179 40H180V42H179ZM211 40H212V38H211ZM239 40H240V38H239ZM3 41H5V39H3ZM16 41H15V43H16ZM85 42H83V44L84 43H86L87 44V41H86V39L84 40ZM255 41H257V39L255 40ZM23 42H24V38H23ZM97 42V41H96ZM111 42V43H110ZM156 42V41H155ZM214 42V41H213ZM237 42H238V40H237ZM240 42V41H239ZM8 44L10 43V44H12V42H7ZM6 43V44H7ZM26 43V42H25ZM200 43V42H199ZM242 43V42H241ZM255 43H258V42H254V44H249V46L247 45V47H250V48H246L245 47V49H247V51L249 52H254L255 54H260V53H258L259 52V45H261V43L260 44H255ZM9 44V45H10ZM79 44V43H78ZM77 42L76 41H72V42H69L67 45H66V47H65V51L66 52H68V53H73V55H74V57H75V55H77V54H75V49L78 47L77 45ZM112 44V45H111ZM244 43H242V45H243ZM25 45V44H24ZM101 45H103V46H101ZM111 46V47H108V48H106V47H104V46ZM184 45V44H183ZM183 45H182V47H183ZM201 45V44H200ZM7 46V45H6ZM6 46H2V48H5V49H1V47H0V50H2V51H0V52H3L4 50H6ZM20 44H19V48H18V50L20 51L21 49H20ZM32 46V48H30ZM80 46H83V45H80ZM86 46H88V44L86 45ZM90 46V45H89ZM191 46L193 47V45L191 44ZM13 47H15V45H13ZM18 46H16L15 48H17ZM91 47V46H90ZM90 47H85L86 49L87 48H89L90 49ZM95 47V46H94ZM93 46H92V48H94ZM99 47V48H100ZM182 47L180 46L179 47V49L180 50H178L177 52L178 53H180L181 54V50H182ZM197 47H200L198 44H197V46H196V44H195V48H197ZM236 47V46H235ZM7 48H9V49H11L10 48V46H8ZM106 48V49H105ZM194 48V47H193ZM202 48V47H201ZM200 48V49H201ZM225 48H227V47H225ZM228 48H229V46H228ZM234 48V47H233ZM233 48H231V49H233ZM9 49H7V51H5V52H3V55H4V53H6L7 54V52L8 51H12V50H9ZM32 49V50H31ZM89 49L88 50H86V52L85 53H87V51H89ZM190 49L192 50V48L190 47ZM207 49H209L208 47H207ZM211 49V48H210ZM17 50V49H16ZM16 50H13L12 52L15 54V52L17 53V52H19L18 50L16 51ZM74 50V51H73ZM78 50H79V47H78ZM82 50V49H81ZM91 50V49H90ZM93 50V49H92ZM92 50H91V52H92ZM99 50V49H98ZM190 50V51H191ZM193 50H196V49H193ZM197 50H199V49H197ZM204 50H206V49H204ZM226 50V49H225ZM229 50H230V48H229ZM263 50V49H262ZM80 51V50H79ZM189 51V52H190ZM208 51H210V50H208ZM264 51V50H263ZM93 52L94 53H96V51H94L93 50ZM175 52H176V50H175ZM184 52V51H183ZM182 52V53H183ZM201 52L203 53V51L201 50ZM248 52H247V54H248ZM262 52V51H261ZM7 54L6 56H2V54L0 55L1 57V59H0V68H2V67H4V69L5 68H7V65L9 64V63H11L12 62V60L14 59V57L16 56V54L14 55V54ZM35 53V54H36ZM65 53V52H64ZM64 53L62 54L63 56H64ZM76 53H79L78 51L76 52ZM88 53H90V52H88ZM87 53V54H88ZM187 53H188V51H187ZM191 53V52H190ZM190 53H188V54H185V52H184V56H186V55H189ZM207 53V52H206ZM230 53V52H229ZM228 53V54H229ZM245 53V52H244ZM263 53V52H262ZM23 54V55H22ZM26 54V55H25ZM84 54V53H83ZM180 54H177V55H180ZM254 54V55H255ZM9 55V56H8ZM10 55H12V56H10ZM18 55V54H17ZM62 55H61V57L60 58H62ZM92 56L94 55V54H91ZM199 55V53L197 52V53H195V52H192V55L190 56L189 55V58L192 60V58H194V57H197ZM238 55H240V54H238ZM249 55H252V54H250L249 53ZM261 55V54H260ZM69 56V55H68ZM86 56V55H85ZM96 55H94L93 57H95ZM99 56V55H98ZM97 56V57H98ZM200 56H202L201 54H200ZM229 56V55H228ZM247 56V55H246ZM72 58L71 60L73 61V63L71 64V63H69V64H71V70L73 69V70H76V72H74L75 74H82V73H87V76L88 77H91V73H89L87 70H90V68L92 67V65L91 66H88V65H86V63H85V61H84V57L83 56H81V55H79V57H81L82 58V60L80 61V59L78 58V61L77 60H75L74 61V59H76V58ZM91 57V56H90ZM92 57V58H93ZM183 57V56H182ZM187 57V56H186ZM199 57V56H198ZM239 57V56H238ZM240 57H242V56H240ZM17 58V57H16ZM20 58V57H19ZM71 58V57H70ZM86 58H87V56H86ZM96 58V57H95ZM175 58V57H174ZM179 58V57H178ZM178 58H177V60H178ZM59 59V58H58ZM89 59H91V58H89ZM94 59V58H93ZM97 59V58H96ZM176 59V58H175ZM183 59V58H182ZM182 59L180 58L178 61H182ZM187 59H188V57H187ZM196 59V58H195ZM216 59V58H215ZM60 60V59H59ZM64 60V59H63ZM88 60V59H87ZM189 60V59H188ZM199 60V59H198ZM239 60V59H238ZM241 60V59H240ZM244 60V59H243ZM72 61H69V62H72ZM89 61V60H88ZM91 61V60H90ZM94 61V60H93ZM98 61H103V60H101V58L98 60ZM177 61V62H178ZM178 62V66H180V68H181V70H182V67L183 66H181V65H183V61L182 62ZM190 61V60H189ZM195 61H197V60H194L193 62H195ZM53 62V61H52ZM61 62H62V60H61ZM188 62V61H187ZM215 62V61H214ZM23 63V62H22ZM56 63V62H55ZM68 63V62H67ZM67 63H66V65H67ZM99 63V62H98ZM104 63L102 62V64H100V65H103L104 66ZM237 63V62H236ZM257 63H259V62H257ZM51 64V63H50ZM68 64V65H69ZM91 64V63H90ZM93 64V63H92ZM23 65V67L21 68V66ZM53 65V64H52ZM56 65V64H55ZM60 65V64H59ZM62 65V64H61ZM60 65V66H61ZM223 66H224V64H222ZM229 65V64H228ZM250 65V64H249ZM51 65H49V67H50ZM213 66V65H212ZM216 66H218L219 67V65H217L216 64ZM48 67V68H49ZM56 67V66H55ZM54 67V68H55ZM98 67V66H97ZM99 67H101V66H99ZM191 67V66H190ZM217 67V68H218ZM251 67V66H250ZM53 68V67H52ZM78 68H80V69H83V70H81V72L82 73H79L78 72ZM85 68H87V72L85 71ZM89 68V69H88ZM103 67H101L100 68V70L102 69ZM176 68V67H175ZM179 67H178V69H180ZM184 68V67H183ZM191 68H193V67H191ZM191 68H190V70H191ZM227 68V67H226ZM229 68V67H228ZM231 68V67H230ZM248 68V67H247ZM22 69H23V71H22ZM58 69H59V66H58ZM58 69H56V70H58ZM69 69V68H68ZM68 69H66L67 71H68ZM92 69H94V68H92ZM91 69V70H92ZM97 69V68H96ZM95 69V71H97ZM189 69V68H188ZM255 69V68H254ZM8 70V69H7ZM180 70V71H181ZM186 70H187V68H186ZM222 70V69H221ZM238 70V69H237ZM241 71H242V69H240ZM251 70H253V69H251ZM62 71V70H61ZM94 70H93V72H95ZM178 71V70H177ZM183 71H185V70H183ZM187 71H189V70H187ZM192 71H194V70H192ZM191 71V72H192ZM214 71V70H213ZM243 71H245V70H243ZM248 71V70H247ZM246 71V72H247ZM68 72H70V71H68ZM92 72V73H93ZM182 72V71H181ZM191 72H189V73H191ZM224 72V71H223ZM227 72V71H226ZM226 72H224V74H226ZM230 72H232V71H230ZM239 72V71H238ZM237 72V73H238ZM61 73V72H60ZM65 73V72H64ZM176 73V72H175ZM180 72H178V74H179ZM188 73V72H187ZM188 73V74H189ZM194 72H192V74H193ZM218 73H219V71H218ZM228 73V72H227ZM253 73V72H252ZM59 74V73H58ZM63 74V73H62ZM70 74H72L71 72H70ZM215 74V76L214 77H216V76H219L220 78H221V76L220 75H216V73H214ZM213 74V75H214ZM242 74H244V72L242 73ZM60 75V74H59ZM80 75H78V77L81 79V77H84V76H81L80 77ZM97 75H99V74H97ZM182 75H184V74H182ZM196 74L194 73L193 74V76H195ZM241 75V73L239 72V76ZM245 75V74H244ZM62 76V75H61ZM71 75H69V77H70ZM85 77V78H87L86 79V81L87 80H89V78L88 77ZM93 76V75H92ZM179 76V78H180V75H178ZM185 76V75H184ZM197 76V75H196ZM225 76V75H224ZM224 76H222V78L223 79H225L224 78ZM251 76H252V74H251ZM58 77V76H57ZM62 77H64V76H62ZM72 77V76H71ZM73 77H75V79H76V75L74 76L73 75ZM100 77V76H99ZM190 77V76H189ZM189 77H187V78H189ZM198 77V76H197ZM196 77V78H197ZM213 77V76H212ZM238 77V76H237ZM84 78V79H85ZM97 78V77H96ZM95 78V83H94V85H96V83L97 82H99V78L98 79H96ZM210 79H211V76L209 77ZM241 78V77H240ZM239 78V79H240ZM74 79V78H73ZM84 79H83V81H84ZM186 79V78H185ZM218 79V78H217ZM244 79H245V77H244ZM12 80V81H11ZM54 80H55V82H54ZM60 80H61V78H60ZM59 80V81H60ZM77 80V79H76ZM91 80V82H84V83H92V79H90ZM187 80V79H186ZM214 80H215V78H214ZM220 80V79H219ZM219 80L217 81V82H219ZM222 80V79H221ZM226 80H229V79H226ZM241 80V79H240ZM247 80V79H246ZM36 81H38L39 83H38V85L36 84V86H34L33 84H34V82H36ZM42 81V82H41ZM66 81V80H65ZM75 81V80H74ZM82 81V80H81ZM180 81V80H179ZM183 81H184V79H183ZM243 80H241V82H242ZM41 82V83H40ZM71 82L73 83V81H72V79H71ZM76 82V81H75ZM78 83H80L79 81H77ZM187 82V81H186ZM238 82V81H237ZM244 82V81H243ZM252 82V81H251ZM61 83V82H60ZM70 83V82H69ZM245 83V82H244ZM81 84H83V82L81 83ZM98 84V83H97ZM197 84V83H196ZM240 84V83H239ZM78 85V89H80V88H84L85 86L84 85H82V86H84V87H80L79 86V84H77ZM85 85H87V87H89V89H90V86H88V84H85ZM68 86H69V84H68ZM74 86V85H73ZM195 86V85H194ZM71 87V86H70ZM86 87V88H87ZM260 87V86H259ZM195 89V88H194ZM193 89V90H194ZM87 90V89H86ZM80 91H83V89L82 90H80ZM98 91V92H99ZM195 91H197L196 89H195ZM82 93V92H81ZM81 93H80V96H81ZM86 93H87V91H86ZM85 93V91H84V95L86 94ZM89 93V92H88ZM198 93V92H197ZM256 93V92H255ZM79 93H77L75 96H73L72 98H68L67 100H72V99H74V97L77 99V96H79L78 95ZM199 94V93H198ZM79 96V97H80ZM86 96H87V94H86ZM91 96V95H90ZM89 96V98H87V99H90L91 97ZM100 96V95H99ZM83 98H84V96H82ZM93 97H92V99H93ZM202 98V97H201ZM64 98L62 97V100H63ZM76 99H75V101H76ZM78 99H81V98H78ZM93 99V101H95ZM83 100H85V99H83ZM60 101V100H59ZM63 101H65V102H67L66 100H63ZM74 100H72L71 101V103H69V101L67 102L68 104H75L74 102H73ZM89 101V102H88ZM73 102V103H72ZM78 102V101H77ZM115 102H118V103H116V105H114L115 104ZM42 103V104H41ZM44 103H48V104H44ZM61 103V102H60ZM60 103H55V104H59L60 105ZM83 103H85L84 101H83ZM86 103H89V104H87V106L89 105L90 106V103H91V101L90 100H86ZM86 103H85V105H86ZM113 103V104H112ZM41 104V105H40ZM44 104V105H43ZM54 104V105H55ZM65 104V103H64ZM63 104V105H64ZM80 104H82L81 103V101H80ZM53 105V104H52ZM53 105V106H54ZM71 105H69V109L71 110V108H72V106ZM77 105H79V102H78V104ZM110 105V106H109ZM61 106H62V103H61ZM66 105H64V107H65ZM76 106V105H75ZM83 106V105H82ZM41 107V108H40ZM48 107H49V105H48ZM52 107V106H51ZM55 107V106H54ZM63 107V108H64ZM56 108H57V110H60V108L61 107H57L56 106ZM75 108V107H74ZM77 108H78V106H77ZM107 108V107H106ZM263 108V107H262ZM41 109V110H42ZM48 109V108H47ZM46 109V110H47ZM50 110H51V108H49ZM52 109H54V108H52ZM73 109V108H72ZM79 109V108H78ZM80 109H82V108H80ZM83 109H84V107H83ZM86 109H88V107H86ZM44 110V109H43ZM66 110H67V107H66ZM66 110H64V112L66 111ZM69 110V111H70ZM49 111V110H48ZM61 111V110H60ZM74 111H77L76 109H74ZM79 111H82V110H79ZM78 111V112H79ZM84 111H86V110H84ZM88 111V110H87ZM244 111V110H243ZM253 111V110H252ZM51 112V111H50ZM63 111H61L60 112V114H57V116L58 115H61V113H62ZM72 113H73V111H71ZM83 112V111H82ZM193 112V113H192ZM40 113V112H39ZM39 113H37V114H39ZM44 113V111L42 112V113H40V116L42 115ZM47 113V112H46ZM225 113V112H224ZM240 113V112H239ZM78 113H76V114H74V115H77ZM82 114V113H81ZM89 114V116H90V112L88 113ZM180 114V113H179ZM187 114H189L188 112H187ZM43 115H45V113L43 114ZM49 115H50V113H49ZM68 115L70 116V115H72L71 116V118L72 117H74V119L73 120H75V118H76V116H74L73 114H70V113H68ZM80 115V114H79ZM79 115H77L78 116V118H79ZM86 116H87V113L85 114ZM181 115V114H180ZM39 116V115H38ZM39 116V117H40ZM66 116H67V114H66ZM84 116V115H83ZM253 117V116H252ZM35 118H36V115H35ZM34 118V119H35ZM42 118V117H41ZM67 118H70V117H67ZM134 119V122H131V120L130 119ZM186 118V117H185ZM228 118H229V116H228ZM238 118L239 117H237V120H238ZM243 118V117H242ZM250 118V117H249ZM50 119V118H49ZM53 119H55V118H53ZM63 119H65L66 120V118H64L63 117ZM83 119L84 120H86V117H83ZM89 118H87V120H88ZM233 119H236V118H233ZM35 120H37V119H35ZM34 120V121H35ZM51 120H52V118H51ZM71 120V119H70ZM188 120V119H187ZM222 120V121H221ZM231 122H232V120L231 119H229ZM241 120V118H239V121ZM39 121V120H38ZM37 121V122H38ZM46 121H48V120H45V122ZM58 121H61V120H58ZM68 121V120H67ZM76 121H77V118H76ZM75 121V122H76ZM78 121H80L81 122V119L79 118V120ZM229 121V122H230ZM242 122L244 121L243 119L241 120ZM240 121V123L242 124V125H244L245 123H242ZM40 122V121H39ZM41 122H43V120H41ZM40 122V123H41ZM54 122H55V120H54ZM64 122V121H63ZM62 122V123H63ZM189 122V121H188ZM36 123V122H35ZM40 123H36V125H39ZM51 123H53L52 121H50V123H49V121H48V125L50 124L51 125ZM58 123V122H57ZM74 123V122H73ZM87 123H89V122H87ZM186 122L184 121V124H185ZM226 123V122H225ZM227 123H228V121H227ZM235 122H233V124H234ZM46 124V123H45ZM44 123H42V125H45ZM46 124V126L48 127V125ZM77 126H76V125ZM81 124V123H80ZM84 124V123H83ZM183 124V125H184ZM233 124H232V127H233ZM237 124H239V123H237ZM62 124H60V126H61ZM65 125V122H64V124L62 125V126H64ZM69 125H70V122H69ZM74 125H75V130L74 131H76V127L77 128H79L78 127V125L79 124H77V123H74ZM73 125V126H74ZM180 125H182V124H180ZM182 125V126H183ZM211 125V124H210ZM225 125V124H224ZM240 125V124H239ZM242 125H240V127L242 126ZM45 126V128H47ZM62 126H61V128H62ZM85 126H87L86 124H85ZM178 126V125H177ZM226 126V125H225ZM224 126V127H225ZM231 126V125H230ZM230 126H228V128L230 127ZM34 127V126H33ZM40 127V126H39ZM42 127H44V126H42ZM55 127H57V126H55ZM58 127H59V124H58ZM57 127V128H58ZM71 127V126H70ZM81 127H83V125H81ZM80 127V128H81ZM130 127H132V129H130ZM142 127V128H141ZM173 127H174V129H173ZM200 127V126H199ZM231 127V129L229 130V136H228V143H226V145H234V146H231V147H233V149H231V147H230V149L232 150H229V152L231 151L232 153V158L234 159L233 161H235V163H239L240 161H241V158H240V156H243V155H240V154H243V153H240V149H241V146L243 145V142H240L239 141V143H237L238 145H235L236 144V142H234L233 143V141L235 140V139H237V136H238V133H240L239 131H238V129H236L235 127H233L232 128ZM245 127V126H244ZM44 128V129H45ZM52 128V131L54 130L55 131V129H53V127H51ZM50 128V129H51ZM87 128V127H86ZM88 128H90V127H88ZM104 128V127H103ZM177 129H179L180 127H176ZM182 128H186V127H182ZM182 128H180L181 130H182V133H186V130H185V132H184V130L182 129ZM223 128V127H222ZM227 128V127H226ZM242 128V127H241ZM247 128V127H246ZM246 128H245V130H243L244 128H242L241 129V131L243 130V131H245L246 132ZM64 129H65V127H64ZM66 129H68V127L66 128ZM82 129V128H81ZM84 129V128H83ZM187 129V128H186ZM201 129V128H200ZM47 130H49V127H48V129ZM57 130V129H56ZM43 131V130H42ZM51 131V130H50ZM84 131V130H83ZM86 131V130H85ZM226 131H227V129H226ZM242 131V132H243ZM22 132V131H21ZM63 132V131H62ZM80 132H82V131H80ZM190 132V131H189ZM24 133V132H23ZM49 133V132H48ZM244 133V132H243ZM40 134H41V132H40ZM39 134V135H40ZM54 134V133H53ZM74 134V133H73ZM75 134H77V133H75ZM74 134V135H75ZM94 134V133H93ZM92 134V136H90V138H88V136H86L88 139H86V140H82L81 141V139H80V141L82 142H80V143H74L73 145H69V146H66V145H64L65 143L63 142V141H61L62 143H60L59 141H58V143H60V144H58L56 147L53 145V142H52V145H53V151H54V147H55V149L56 148H61V149H63V152L62 153H64L63 154V158L61 159V161H60V164H61V168H56L55 166H54V164L52 163V162H50L51 160H52V158L55 156V154H56V152H55V154L54 153H52V151H49L48 149H50V147L48 146L47 147V149H45L44 147H41L40 148V150L37 148V151L39 150V151H41V149H42V151H41V153H39V154H43L42 152H44V149H45V152H44V154L45 153H47L49 156V158L51 159L50 161L48 160V159H46L42 164L43 165H41V169H42V173L40 174H38L37 175V177H34V179L35 178H39V175H42L41 177H52V178H54V181L57 183V184H54V182H53V184L52 185H55V186H53V188H49V190L47 191V189L44 191V188H43V185H41V184H43V183H41V181L39 182V186H36V187H41L42 186V189H40V188H38V189H40V190H42L43 191V193H44V195H43V193L41 194L40 193V200H41V197L43 196V200H41V202H40V204H38V213H36V212H34L36 215L35 216H37V214H38V216L36 217V218H33V216L34 215H31V218L28 216H26V215H24L23 213V215L22 214H20V213H18L19 215H21L22 216V218H23V216L25 217V218H27L26 220H27V222L25 223V225L27 224V228H26V230H23L21 233H20V235H19V239H15L16 241H14V240H12V245L10 244V246H8V248H6V249H4L5 247H6V244H7V242L8 241H10V243H11V238H9V236L11 235L10 234V230H11V227H10V229L9 230H6L7 228H8V226L6 227V225H5V227H6V229H3V230H5L6 231V234H7V232L9 233L7 236L4 234L5 233V231H4V233H3V235H5L6 236V238L8 239V241L6 240V238H4L3 237V239H5V242L3 241V239H2V241H3V243L5 244V246H4V248L3 249H1L0 250V264H57V262H58V259L54 256V254H53V250L52 251H50V249H53L52 248V246L50 247L49 246V243L50 242H48L49 241V239H51V237H54V238H57V237H59L60 235H61V232L59 231V230H61V229H59L58 230V228L55 226V224H54V222H55V216L53 215V213L56 211V207H55V199H63L65 196H69L70 195V198L71 199H73L74 201H76V200H82L81 202H84L85 200L86 201H88L87 202V204L85 203V205H87L86 207H87V212L85 213L86 214V216H84L85 217V220H86V223L87 222H89V224H88V228H90L89 227V225L90 226H98L99 228H102V227H104V228H111V227H122L121 226V224H125V223H130V221L131 220H133L132 218L133 217H135V216H137L136 215V213L133 211V205H134V203H136L137 204V202H138V200H140V199H142L141 198V193H140V191H139V189L137 188V185L136 186H132L133 184L130 182V181H127L125 184H122V182L119 180V182L118 181H116V180H113V178L112 179H108V178H96L91 172H89V169L88 170H86L85 172L81 169L82 167L80 166V165H78V166H80V167H75L74 166V162H72L71 164H70V166H69V168H71V166H73V169H69L67 166L69 165L68 164V160L67 159H74L76 156H77V154L82 150V147L83 146H85V144L86 143H90V141L92 142V141H94L93 143H101L102 142V140H104V137H105V135L104 136H101L100 138L99 137H97V136H94ZM226 134H228V131H227V133ZM49 135H51V134H49ZM126 135H128V136H126ZM225 134H224V132L220 135V136H224ZM242 135V134H241ZM56 136V135H55ZM58 136V135H57ZM57 136H56V138H57ZM60 136V135H59ZM82 136H83V134L79 137V138H82ZM94 136V137H93ZM163 136H167L166 138H164ZM226 136V135H225ZM245 136V135H244ZM47 137V136H46ZM50 137V136H49ZM53 137V136H52ZM91 137H93L92 139H91ZM106 137V138H107ZM169 137V138H168ZM240 137V136H239ZM238 137V138H239ZM40 138V137H39ZM42 139H43V137H41ZM67 138V137H66ZM84 138V137H83ZM107 138V139H108ZM132 138V140L131 141H133V139H134V141L133 142H131L130 141V139ZM45 139V138H44ZM49 139V138H48ZM54 139H55V137H54ZM98 139H99V141H98ZM106 139V140H107ZM24 140V141H23ZM28 140V139H27ZM41 140V139H40ZM47 140V139H46ZM71 140H73V139H71ZM50 141H51V139H50ZM55 142H56V139L54 140ZM242 141V140H241ZM27 142H30V141H27ZM32 142V141H31ZM45 142H48V141H45ZM44 142V143H45ZM54 142V143H55ZM67 142H69V141H67ZM57 143V142H56ZM64 143V144H63ZM70 143V142H69ZM68 143V144H69ZM103 143H104V141H103ZM107 143H109V141L107 142ZM137 143V142H136ZM178 143V142H177ZM230 143V144H229ZM30 144V143H29ZM32 144V143H31ZM82 144V145H81ZM118 144V142L116 143V145ZM138 145H141V143L138 141V143H137ZM181 144V143H180ZM183 144V143H182ZM208 144H210L209 142H208ZM240 144V145H239ZM95 145V144H94ZM112 146H114V147H116L115 145H113V143L111 144ZM200 145H202V144H200ZM29 146V145H28ZM32 146V145H31ZM33 146H34V144H33ZM51 146V145H50ZM91 145L89 144V148H91L90 147ZM109 146V145H108ZM135 146V145H134ZM143 146V145H142ZM140 147L139 148V146L137 147V145L135 146V148L137 147L138 149H142V151H145L144 149H143V147ZM132 147V146H131ZM244 147V146H243ZM35 148V147H34ZM51 148H52V146H51ZM93 148V147H92ZM95 148V147H94ZM136 148V149H137ZM121 149H122V147H121ZM137 149V150H138ZM229 149V148H228ZM22 150H21V152H22ZM46 150H47V152H46ZM58 150H60V149H58ZM57 150V151H58ZM91 150V149H90ZM93 150V149H92ZM124 150V149H123ZM129 150H133V151H135V149H133V147H132V149H129ZM158 150V151H157ZM121 151V150H120ZM130 151V152H131ZM139 151V150H138ZM234 151V152H233ZM48 152H50L51 154H53V155H50ZM90 152V151H89ZM123 152V151H122ZM148 152V151H147ZM5 154H3V156L4 157H6V153H8V152H4ZM24 153H23V156H24ZM35 153H36V148H35ZM82 153V152H81ZM84 153V152H83ZM88 153V152H87ZM124 153V152H123ZM126 153V152H125ZM135 153V152H134ZM149 153V152H148ZM147 153V154H148ZM151 153V152H150ZM167 153V152H166ZM240 153V154H239ZM10 154V155H11ZM43 154V155H44ZM60 154V153H59ZM113 154V153H112ZM132 154V153H131ZM130 154V155H131ZM136 154V153H135ZM226 154V153H225ZM229 154V153H228ZM9 153H8V157H7V159H6V161H8V158H10L9 156ZM12 155H11V157H12ZM31 155V154H30ZM29 155V156H30ZM35 155H38V153L37 154H35ZM34 155V156H35ZM43 155H40V158L42 159L41 161H43L44 159H45V157H43ZM83 155H87V154H83ZM118 155H121V154H118ZM117 155V156H118ZM133 155V154H132ZM137 155V154H136ZM173 155V154H172ZM227 155V154H226ZM255 155V154H254ZM2 156V159L4 158ZM23 156L21 157L22 158V162H24L25 163V161H23ZM33 156V155H32ZM31 156V157H32ZM32 157V158H35V160L37 161V163H40L41 161H39L40 159H38L39 158V155L37 156L38 158L36 159V156L35 157ZM43 158H42V157ZM45 156V155H44ZM53 156V157H52ZM208 156V155H207ZM230 156V155H229ZM83 157V156H82ZM85 157V156H84ZM119 157V156H118ZM117 157V158H118ZM121 157V156H120ZM120 157H119V159H120ZM129 157V156H128ZM210 157V156H209ZM77 158V157H76ZM75 158V159H76ZM117 158H116V160H117ZM122 158V157H121ZM140 158V157H139ZM174 158H175V155H174ZM211 158V157H210ZM231 158V157H230ZM230 158H228V160H229V162L228 163H230L231 161H230ZM0 159H1V156H0ZM13 159L12 158H10L9 159V161L8 162H6L5 161V163H7V165H10L9 163L11 162V161H13ZM27 160H28V157L26 158ZM74 159V160H75ZM141 159V158H140ZM166 159V160H165ZM204 159V158H203ZM206 160H207V158H205ZM205 159L204 160H199L198 162H201V161H203V163H204V161H205ZM244 159H245V157H244ZM243 159V160H244ZM249 159L250 158H246L245 160H248L247 162H249ZM48 160V161H47ZM80 160H82V159H80ZM80 160H79V162H80ZM87 160V159H86ZM85 160V161H86ZM89 160V159H88ZM186 160V159H185ZM191 159L189 158V161H190ZM209 160H212V158L211 159H209ZM263 160V159H262ZM3 161H4V159H3ZM30 161H31V159H30ZM36 161H35V163H36ZM70 162H71V160H69ZM78 161V160H77ZM119 161V160H118ZM196 161H197V159H196ZM232 161V162H233ZM251 159H250V163H251ZM257 161H259V160H257ZM261 161V160H260ZM14 162H15V160H14ZM19 162L20 161H18V164H19ZM22 162H20V163H22ZM34 162V161H33ZM78 162V163H79ZM139 162V160L137 161V163ZM142 162V161H141ZM181 162H182V160H181ZM184 163H186L185 161H183ZM195 161H193L192 163H194ZM208 162V161H207ZM209 162H211V161H209ZM2 163H4V162H2ZM11 163H13V162H11ZM17 163V162H16ZM15 163V164H16ZM30 163V162H29ZM36 163V164H37ZM55 163V162H54ZM76 163L77 162H75V165H76ZM86 163V162H85ZM114 163V162H113ZM112 163V164H113ZM131 163H133V162H131ZM143 163V162H142ZM142 163H141V165L139 164V166H142ZM187 163H188V161H187ZM202 163V162H201ZM201 163H200V165L199 164H196V162L194 163L196 166L197 165H199L202 169H204V167L203 166H206L207 165V163H206V165L205 164H203V165H201ZM212 163V162H211ZM241 163V162H240ZM243 163H245L244 161L242 162V164ZM249 163V164H250ZM260 163H263V161L262 162H260ZM0 164H1V160H0ZM14 164V163H13ZM26 164H28V163H25V165ZM32 162L27 166L28 168H27V170L29 171L28 173H25L26 175L27 174H29V173H31L32 175H36V174H33V173H35V169L34 170H32V171H30V169H32V168H35V167H33L32 165ZM81 164V163H80ZM135 164H136V162H135ZM213 165H217L215 162L214 163H212ZM20 165V164H19ZM22 165V167H25V166H23V164H21ZM20 165V166H21ZM30 165L32 166V168L30 167ZM82 165H84V163L82 164ZM109 165V164H108ZM114 165V164H113ZM148 166H149V164H147ZM182 165H183V163H182ZM195 165L193 166V167H195ZM209 165V166H208ZM208 165H207V168L205 169V171L204 172H200V171H198L199 172V175H197V174H195L197 171L196 170H193V169H196V167L195 168H193L192 167V170L190 169V168H188V170L190 169V171H188V172H186L187 171V168H186V171L183 173L184 175H183V177H182V179H184V177H185V175H186V177H185V179L182 181H179V180H177L176 178L179 176V175H177L176 176V174H171V173H168V175H169V177H168V180H169V178H171L170 176H172V175H175V177L176 178H173V180H172V178L170 179V181H167V184H166V187L164 186V184L161 186V188H160V191H159V193H161V194H164V195H166L165 193H166V191L167 190H171V192H170V194L171 195H173L174 196V199L176 200V198L177 199H181V197H185L187 194H189L190 195V193L192 192V190H194L195 191V189L198 187V186H200L201 184L203 185V186H200V187H203L197 194L201 197L202 195H206L207 194V197H208V194L210 193H212V195L213 194H215V192H218V191H220L221 193H222V190L224 191V189H222L223 187L222 186H220V183H218L217 182V178L215 179H211V177H209V175L207 174L210 170H211V168L210 167H212V165H210V163H208ZM245 165H247V164H244V166ZM251 165V164H250ZM254 165H255V163H254ZM14 166V165H13ZM16 166V165H15ZM19 166V167H20ZM89 166V165H88ZM138 166V167H139ZM171 166V165H170ZM240 166V165H239ZM242 166V168H243V165H241ZM248 166V165H247ZM0 167H2V171H1V169H0V171L3 173V175L4 174H6L7 175V173H9L7 170H10L9 168L6 170V172L4 173V168L6 167L5 166V164H4V166H3V164H1L0 165ZM59 167V166H58ZM87 167V166H86ZM96 167V166H95ZM136 167V166H135ZM150 167V166H149ZM154 167V166H153ZM183 167V166H182ZM181 167V168H182ZM215 167H217V166H215ZM214 167V168H215ZM260 167V166H259ZM15 168V167H14ZM13 168V169H14ZM30 168V169H29ZM37 168V167H36ZM83 168H85V167H83ZM133 168H134V166H133ZM151 168V167H150ZM180 168V167H179ZM209 168V169H208ZM245 168V167H244ZM17 169V168H16ZM16 169H14V171H13V173H15V170ZM40 169V170H41ZM140 169V168H139ZM147 169V168H146ZM149 169V168H148ZM152 169V171H154L155 169H153V168H151ZM150 169V170H151ZM158 169V168H157ZM218 169H219V167H218ZM233 169V168H232ZM4 170V171H3ZM18 170V169H17ZM111 170H113V169H111ZM132 170V169H131ZM168 170V169H167ZM182 170H184V169H182ZM181 170V174H182V171ZM215 170V169H214ZM214 170H212V171H214ZM245 171H246V168L244 169ZM75 173H74V172ZM110 171V170H109ZM141 171V170H140ZM166 171V170H165ZM10 172H11V170H10ZM17 172V171H16ZM27 172V171H26ZM93 172V171H92ZM128 172V171H127ZM150 172V171H149ZM155 172V171H154ZM157 172V171H156ZM155 172V173H156ZM216 172V171H215ZM253 172V171H252ZM2 173H1V175H2ZM18 173V172H17ZM130 173V172H129ZM162 173L164 174V172L162 171ZM188 173H191L192 175H193V177H192V175L191 174H188ZM209 173H211L212 174V172H209ZM249 173V175H247V179L249 180V181H251V183L253 184V183H255V184H257L258 183V180H264V170H262V169H258L257 168V170H254V172L253 173H250V172H248ZM16 174V173H15ZM31 174H30V177H31ZM158 174V176H159V173H157ZM157 174H156V176H157ZM171 174V175H170ZM224 173H222V175H223ZM240 174V173H239ZM9 175H10V173H9ZM117 175V174H116ZM119 175V174H118ZM149 175H151V174H149ZM154 175V174H153ZM208 175V176H207ZM242 175V174H241ZM11 176H13L12 174L10 175V177ZM148 176V175H147ZM152 176V175H151ZM164 176H165V174H164ZM163 176V177H164ZM224 176V175H223ZM236 176H237V174H236ZM249 176V177H248ZM25 177H28V176H25ZM32 177V178H33ZM40 177V178H41ZM128 177H130V176H128ZM132 177H134V176H132ZM143 177V176H142ZM172 177H174V176H172ZM181 177V176H180ZM209 177V178H208ZM3 178V177H2ZM2 178H0V182H1V180H3ZM121 178V177H120ZM144 178V177H143ZM146 178V177H145ZM152 178V177H151ZM157 178V177H156ZM165 178H167V177H165ZM10 179V178H9ZM25 179V178H24ZM27 179V178H26ZM25 179V180H26ZM119 179V178H118ZM117 179V180H118ZM124 179V178H123ZM123 179H122V181H123ZM129 179V178H128ZM155 179V178H154ZM160 179H162V177L160 178ZM176 179V180H175ZM180 179V178H179ZM28 181H29V178L27 179ZM37 180V183H38V179H36ZM42 180V179H41ZM146 180V179H145ZM153 180V179H152ZM163 180H165V179H163ZM46 181H47V179H46ZM48 181H49V183L48 184H50V183H52V182H50V180L48 179ZM135 181H136V179H135ZM157 181H160L158 178H157ZM156 181V182H157ZM243 181V180H242ZM262 181H260V182H262ZM24 182V181H23ZM22 182V183H23ZM121 182V183H120ZM142 182V181H141ZM153 182V181H152ZM220 182H221V180H220ZM264 182V181H263ZM21 183V184H22ZM29 183V182H28ZM143 183H144V180H143ZM148 183V182H147ZM218 183V184H217ZM224 183V182H223ZM23 184H25V183H23ZM46 184V183H45ZM140 184V183H139ZM41 185V186H40ZM151 185V184H150ZM223 185V184H222ZM225 185V184H224ZM259 185H262V184H259ZM21 186H23V185H21ZM30 186H31V183H30ZM49 186H51V184L49 185ZM164 186V187H163ZM52 187V186H51ZM225 187V186H224ZM45 188H46V185H45ZM146 188V187H145ZM5 189V188H4ZM8 188L6 187V190H7ZM18 189H19V187H18ZM37 188H34V189H32V190H38ZM9 190V189H8ZM24 190V189H23ZM41 191V192H42ZM146 191V190H145ZM149 191H152V189H150ZM14 192V191H13ZM34 192V191H33ZM33 192H30V193H33ZM147 192V194H148V191H146ZM219 192V193H220ZM227 192V191H226ZM226 192H223V193H225L226 194ZM59 193H61V194H63V195H60ZM64 193H66L67 195H65ZM157 194V195H160V194ZM206 193V194H205ZM242 193V192H241ZM244 193V192H243ZM247 193V192H246ZM258 194H256L257 195V197H259L258 198V200L260 201V200H262L263 199V197L262 196H264V194L262 195V193H260V192H257ZM263 193H264V191H263ZM35 194H36V191H35ZM34 193H33V195H35ZM169 194V195H170ZM192 194H193V192H192ZM196 194V193H195ZM194 194V195H195ZM202 194V195H201ZM209 194V195H210ZM217 194V193H216ZM213 195L214 197L215 196H218V195ZM249 194H251L252 195V193H249ZM16 195V194H15ZM26 195V194H25ZM32 195V194H31ZM144 195H146V194H144ZM27 196H28V194H27ZM29 196H30V194H29ZM37 196V195H36ZM143 196V195H142ZM154 197H156L155 195H153ZM211 196V195H210ZM209 196V197H210ZM212 196V197H213ZM223 196V195H222ZM221 196V197H222ZM230 196V195H229ZM228 196V197H229ZM244 196H245V194H244ZM38 197V196H37ZM152 197V196H151ZM192 197H193V195H192ZM200 197H198V198H200ZM211 197V198H212ZM213 197V198H214ZM225 197H227V196H225ZM250 198H251V196H249ZM3 198V197H2ZM34 198V197H33ZM82 198H84V199H82ZM147 198H148V200H149V202H150V204H152V203H154V201H153V199H155V201H157V200H161V199H163V198H161V199H158V198H160V196L157 198V200H156V198H152V200H150V197H148V195H147ZM146 198V199H147ZM169 198V197H168ZM198 198H196V200H198ZM211 198H209V199H211ZM213 198L211 199V200H213ZM220 198V197H219ZM223 199H224V197H222ZM222 198H220V199H222ZM26 199V198H25ZM146 199L144 200V201H142V200H140L141 202H142V204H148L149 202H148V200L146 201ZM172 199V201H173V198H171V196H170V199H167V201H166V198L165 199H163V200H165V201H161L162 203H166V202H170V201H168V200H171ZM183 199V198H182ZM187 200H190V199H193V198H189L188 199V195H187V198H186ZM5 200V199H4ZM35 200V199H34ZM33 200V201H34ZM79 200V201H80ZM84 200V201H83ZM183 200H185V199H183ZM215 200V199H214ZM32 201V202H33ZM145 201L147 202V203H145ZM151 201H152V203H151ZM177 201V200H176ZM175 201V202H176ZM234 201V200H233ZM76 202H78V201H76ZM75 202V203H76ZM144 202V203H143ZM160 202V201H159ZM178 202V201H177ZM180 202V201H179ZM178 202V203H179ZM195 202V201H194ZM212 202H214V201H212ZM216 202V201H215ZM263 202V201H262ZM261 202V203H262ZM2 203H4V202H2ZM23 203V202H22ZM34 203V202H33ZM140 203V202H139ZM138 203V204H139ZM184 204H185V201L183 202ZM192 203V202H191ZM205 203V202H204ZM137 204V205H138ZM142 204H140V205H142ZM156 204V203H155ZM158 204V203H157ZM156 204V205H157ZM186 204H187V202H186ZM195 204H196V202H195ZM197 204H199V203H197ZM208 204V203H207ZM206 204V205H207ZM215 204V203H214ZM236 204V203H235ZM263 204V203H262ZM17 205V204H16ZM15 205V206H16ZM30 205V204H29ZM59 205H63V202H59ZM155 205V206H156ZM161 205V204H160ZM170 205V204H169ZM173 205H175V203H173L172 204V206ZM178 205V204H177ZM189 205V204H188ZM188 205H187V208H188ZM201 205V204H200ZM199 205V206H200ZM205 205V206H206ZM1 206H2V204H1ZM146 206V205H145ZM144 206V207H145ZM171 206V205H170ZM171 206V207H172ZM183 206H185V205H183ZM191 206V205H190ZM196 206V205H195ZM205 206H202V207H205ZM208 206V205H207ZM212 206V203H211V205H210V207ZM225 206V205H224ZM223 206V207H224ZM263 206H264V204H263ZM5 207V206H4ZM7 207V206H6ZM85 207V206H84ZM137 207V206H136ZM141 207V206H140ZM162 208L161 209H163V207L164 208H166L165 206H163V204H162V206H161ZM174 207V206H173ZM198 207V206H197ZM201 207V206H200ZM29 208V207H28ZM141 208H143V207H141ZM140 208V209H141ZM155 208V207H154ZM158 208V207H157ZM169 207H167V210H169L168 209ZM209 208V207H208ZM211 208H213V207H211ZM261 208V207H260ZM3 209V208H2ZM20 209H22V208H20ZM184 209H185V207H184ZM198 210H199V207L197 208ZM202 209V211H203V209L204 208H201ZM200 209V210H201ZM3 210H5L6 212H9L7 209H3ZM148 210V209H147ZM167 210H166V213H168L167 212ZM188 210H192V209H188ZM199 210V212H201ZM20 211V210H19ZM24 212H25V210H23ZM27 211V210H26ZM76 211V210H75ZM139 211V210H138ZM144 212L146 211V209L145 210H143ZM149 211V210H148ZM147 211V212H148ZM163 211H165V210H163ZM162 211V212H163ZM185 211H187V210H185ZM184 211V212H185ZM206 211V210H205ZM208 211H210V210H208ZM30 212V211H29ZM140 212V211H139ZM188 212V211H187ZM221 213L222 212H224V211H220ZM107 213H110V214H112V213H117L118 214V216L119 217H117V218H111L110 217V219H108V217H107V219H106V217L105 216H107ZM141 213V212H140ZM190 213H195L194 211L193 212H189L188 213V215H191ZM202 213V212H201ZM9 214V213H8ZM18 214H17V216H18ZM25 214H28V213H25ZM33 214V213H32ZM159 214V213H158ZM203 214H204V212H203ZM208 214V213H207ZM244 214L246 215V212H244ZM253 214V213H252ZM5 215V214H4ZM3 215V216H4ZM52 215V216H51ZM184 215V214H183ZM194 215V214H193ZM196 215H197V213H196ZM201 215V214H200ZM205 215H206V213H205ZM205 215H203V216H205ZM218 215V214H217ZM217 215H216V217H217ZM243 215V214H242ZM248 215V214H247ZM246 215V216H247ZM249 215H250V213H249ZM248 215V216H249ZM8 216V215H7ZM12 216V215H11ZM146 216V215H145ZM152 216V215H151ZM159 216V215H158ZM182 216V215H181ZM219 216H220V219H222L221 218V215H218V218H219ZM233 217L232 218H234V215H232ZM253 216V215H252ZM251 216V217H252ZM5 217H6V215H5ZM142 217H144V216H142ZM166 216L164 215V217L162 216H160V217H157L158 219H156V220H154V221H152V223L153 222H156V221H159L160 219L159 218H161V220L162 219H164ZM213 217H215V216H213ZM215 217V218H216ZM229 217H230V214H229ZM240 217L241 216H239V219H240ZM9 218V217H8ZM21 218V219H22ZM25 218H23V220L25 219ZM139 218V217H138ZM146 218H148V217H146ZM150 218V217H149ZM156 217H154V219H155ZM199 218H200V216H199ZM211 218H212V216H211ZM211 218L209 219V221H212L211 220ZM237 218H238V216H237ZM236 218V219H237ZM248 218V217H247ZM253 218V217H252ZM14 219V218H13ZM17 219H18V217H17ZM135 219H136V217H135ZM134 219V220H135ZM168 219V218H167ZM224 219V218H223ZM222 219V220H223ZM226 219V218H225ZM238 219V220H239ZM242 219V218H241ZM251 219V218H250ZM10 220H12V219H10ZM15 221H13V222H16V218L14 219ZM138 220V219H137ZM143 220H144V218L142 219V222H143ZM148 220V222H149V220L150 219H146V221ZM152 220V219H151ZM151 220H150V222H151ZM166 220V219H165ZM219 220V219H218ZM235 220V219H234ZM234 220H233V222L231 221V219L229 218V220H228V222H232L233 223V225H234ZM244 219H242L241 221H243ZM246 220V219H245ZM243 221V222H241V224H239L240 226L241 225H243V224H246V221ZM254 220V219H253ZM253 220H250V221H252L253 222ZM258 220V219H257ZM7 221H8V219H7ZM19 221H20V219H19ZM138 221H141V220H138ZM194 221V220H193ZM224 221V220H223ZM250 221H249V219H248V222L250 223ZM25 222V221H24ZM132 222V221H131ZM137 222V221H136ZM161 222V221H160ZM219 222L220 223H218V221H217V223L218 224H221V221L219 220ZM228 222H227V224H228ZM237 222H239V221H237ZM251 222V223H252ZM8 223H10V221L8 222ZM12 223V222H11ZM16 223H18V222H16ZM21 224H22V222H20ZM20 223H18V224H20ZM133 223V222H132ZM225 223H226V220H225ZM224 223V224H225ZM231 223V224H232ZM136 224V223H135ZM139 226H140V224H143V223H141V222H138L137 223ZM150 224V223H149ZM148 224V225H149ZM154 224V223H153ZM169 224H170V222H169ZM216 224V223H215ZM214 224V225H215ZM236 224V223H235ZM1 225V224H0ZM12 225H15V224H13L12 223ZM25 225L23 224V226L25 227ZM120 225V226H119ZM134 225V224H133ZM147 225V224H146ZM145 225V223H144V226H146ZM171 225V224H170ZM173 225V224H172ZM226 225V224H225ZM230 224H228L227 226H229ZM251 225H253V223L251 224ZM250 225V226H251ZM22 226V225H21ZM126 226H129V224L128 225H126ZM126 226L124 227V228H126ZM150 226V225H149ZM152 226V225H151ZM150 226V227H151ZM209 226H211V223H210V225ZM221 226H223V223H222V225ZM238 226V225H237ZM239 226V227H240ZM2 227H3V225L0 227L1 229H2ZM23 227V229H25ZM134 227V226H133ZM132 227V228H133ZM141 227H143V226H141ZM140 227V228H141ZM153 227V226H152ZM174 227V226H173ZM95 228V227H94ZM123 228V229H124ZM129 228H131L130 226H129ZM136 228V227H135ZM135 228H133V229H135ZM148 227L146 226V229H147ZM1 229H0V231H1ZM144 229V228H143ZM146 229H144V230H146ZM152 229V228H151ZM223 229L225 230V229H227V227L225 226V227H223ZM58 230V231H57ZM129 230V229H128ZM127 230V231H128ZM142 230V229H141ZM143 230V231H144ZM148 230V229H147ZM145 231V235H143L142 233H144V232H142L141 234L143 235H141V240L140 239H137V238H134V240H133V242L132 243H130L131 241L129 240V241H127V242H123L122 240H116L115 242L113 241L112 243H113V246H115L116 247V245H118V244H122V245H124V246H126L127 247V250H128V258L126 257V259H125V261L128 259L129 261H133V260H142L143 258H144V256H145V258L147 257V255L148 254H150L151 253V251L149 250V246L151 245V244H153V243H155L158 247H160V250H164V248L166 247V246H168V248H169V246L171 245V244H173V243H175L176 242V240H179V234L177 233V230L175 231V228H174V230L173 231H175V233H174V236H172V235H169V234H166V233H159L158 232V229L157 228H154L153 230H150V231ZM166 230V229H165ZM137 231V230H136ZM136 231H135V233H136ZM3 232V231H2ZM1 232V233H2ZM12 232H14V230L12 231ZM16 232V231H15ZM14 232V234H16ZM139 231H137V233H138ZM264 232V231H263ZM172 233V232H171ZM13 234V233H12ZM17 234H18V232H17ZM16 234V235H17ZM54 234H56L57 235V237H56V235L54 236ZM137 236H140V235H137ZM11 237H13V235H11ZM53 238V240L52 241H54L55 239ZM93 240V239H92ZM7 241V242H6ZM51 241V240H50ZM51 241V242H52ZM56 241H54V243H55ZM107 242V241H106ZM2 243V242H1ZM0 243V244H1ZM2 243V244H3ZM1 244V245H2ZM3 244V245H4ZM8 244H9V242H8ZM51 245H53V243H50ZM56 244V243H55ZM54 244V245H55ZM90 244V243H89ZM107 244H108V242H107ZM126 244V245H125ZM3 245H2V247H3ZM53 245V246H54ZM94 245V244H93ZM111 245V244H110ZM85 246V245H84ZM113 246H111V247H113ZM55 247V246H54ZM107 248V247H106ZM161 248H163V249H161ZM172 248V247H171ZM87 249V248H86ZM108 249H110V246H108V248H107V250ZM175 249V248H174ZM106 250V251H107ZM165 250H166V248H165ZM168 251V250H167ZM169 252V251H168ZM170 252H171V250H170ZM82 253H84V252H82ZM91 253V252H90ZM98 253H100V252H98ZM163 253H164V251H163ZM171 254V253H170ZM121 256V255H120ZM106 257V256H105ZM117 257V256H116ZM87 258V257H86ZM118 258V257H117ZM122 258H124V257H122ZM144 258V259H145ZM82 259V258H81ZM84 259V258H83ZM111 260V259H110ZM114 259H112L111 261H113ZM127 260V261H128ZM115 261V260H114ZM122 260H119L118 261V263H120ZM124 261V260H123ZM81 262V264H82V262L83 261H80ZM88 262V261H87ZM112 263H114V262H112ZM116 264H117V262H115ZM114 263V264H115ZM249 263V262H248ZM251 263V262H250ZM76 264V263H75ZM129 264V263H128Z\"/></svg>",
    "mask_w": 264,
    "mask_h": 264
},
{
    "label": "crops",
    "instance_id": "obj_3",
    "mask_svg": "<svg viewBox=\"0 0 264 264\" xmlns=\"http://www.w3.org/2000/svg\"><path fill=\"white\" fill-rule=\"evenodd\" d=\"M57 4H59V1L58 0H54ZM99 1L100 0H87L86 1V3L83 5V8L80 10V13L83 11V15H82V17H81V19L76 23V25H74L73 26V28L71 29V31H69L68 32V30L65 32V34L68 32V34H67V36H66V38H64V41H63V43L60 45V48H59V50H58V52L54 55V57L51 59V61H50V63H49V65H52L54 62H55V60H56V58H57V56L59 55V53L63 50V48L65 47V44L70 40V38H71V35L73 34V32L75 31V29L77 28V27H79L81 24H82V22L88 17V15L90 14V13H92L93 11L92 10H94V9H96V6L98 5V3H99ZM76 2V3H75ZM79 2V4H78V6L76 7V9L74 10V12H73V16H74V14L77 12V10L80 8V6H82L81 4H83V2H84V0H65V3H67L70 7H71V9H73L74 7H75V5L77 4ZM72 5V6H71ZM73 7V8H72ZM98 7V6H97ZM86 9V10H85ZM60 10H63L65 13H66V10L64 9V7L62 6V8L60 9ZM97 10V9H96ZM98 13H100V15L98 14ZM97 14H96V16H95V19H98V15L99 16H102V13L101 12H98ZM73 16H71V18H70V20H69V22L71 21V19L73 18ZM78 16V15H77ZM22 19L25 21V22H29L30 20H35V16H33V14H32V12L30 11V10H24L23 11V13H22ZM75 20V19H74ZM99 20H101V17H99ZM32 21H30V22H32ZM69 22H68V24H69ZM74 22V21H73ZM72 22V23H73ZM72 23H71V25H72ZM67 25V24H66ZM71 25H70V27L69 28H71ZM63 37H64V35H63ZM62 37V38H63ZM53 61V62H52ZM49 65L47 66V68L43 71V74L42 75H45V72L47 71V69H48V67H49ZM87 65V64H86ZM37 72H33L30 76H33V78H34V76H35V74H36ZM30 82H32V80L30 81ZM30 84V83H29ZM36 84H37V81L36 82H34V86H36ZM24 132V131H23ZM29 136H35V134H34V132L32 133V134H30Z\"/></svg>",
    "mask_w": 264,
    "mask_h": 264
},
{
    "label": "water",
    "instance_id": "obj_4",
    "mask_svg": "<svg viewBox=\"0 0 264 264\" xmlns=\"http://www.w3.org/2000/svg\"><path fill=\"white\" fill-rule=\"evenodd\" d=\"M86 1L87 0H84L82 6H80V8L74 14V16L71 19V21L69 22V24H67V26H65L63 28V30L61 31V33L59 34V36L56 38V40L53 42V44L50 46V48L47 50V52L43 56L40 64L35 68L34 72H37L40 69V67L42 66V64L44 63V61L48 58V56L50 55V53L53 51V49L55 48V46L58 44V42L60 41V39L65 34V32L68 30V28L70 27L71 23L77 17V15L79 14L80 10L82 9V7L86 3ZM32 78H33V76H31L30 78H28V80L25 82L24 86L21 88V90L18 92V94L15 96V98L11 101V103L9 104V106L5 109V111L3 112V114L0 117V123L3 121V119L5 118V116L7 115V113L10 111V109L12 108V106L14 105V103L17 101V99L19 98V96L23 93V91L25 90V88L29 85V83L32 80Z\"/></svg>",
    "mask_w": 264,
    "mask_h": 264
},
{
    "label": "snow or ice",
    "instance_id": "obj_5",
    "mask_svg": "<svg viewBox=\"0 0 264 264\" xmlns=\"http://www.w3.org/2000/svg\"><path fill=\"white\" fill-rule=\"evenodd\" d=\"M57 264H61V262H57Z\"/></svg>",
    "mask_w": 264,
    "mask_h": 264
}]
</instances>
